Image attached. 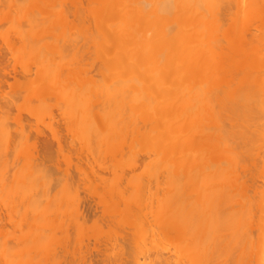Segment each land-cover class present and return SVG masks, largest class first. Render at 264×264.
Here are the masks:
<instances>
[{
  "label": "bare ground",
  "instance_id": "1",
  "mask_svg": "<svg viewBox=\"0 0 264 264\" xmlns=\"http://www.w3.org/2000/svg\"><path fill=\"white\" fill-rule=\"evenodd\" d=\"M2 1H4V0H2ZM2 1L0 0L1 3H3ZM8 1H12V3L9 2V4H10V6H14V7H11V9L13 8L14 11H12L10 9L13 13L15 11H17V9H16L17 3L22 2V1H18L14 5L13 4L14 0H8ZM31 1L35 3V0H29L30 6H32L34 4L33 3L31 5L30 4ZM44 1L45 0H43V1L41 0V2H40V0H39V2H38V0H37V2L34 5H36L38 3H42V5H43ZM53 1L54 0L47 1V3H45V6H43L42 8L40 7V5H41L40 4L39 7H40V9H42L41 12L44 13L43 11H45L47 13V15H54V13L52 11H50L51 9H49L47 11L44 9V7L46 8V4H48V2L52 6L55 3V1L54 2ZM63 1L65 2V0H63ZM66 1H67V3H65V4L67 6H68V2H69L68 7H71V8L76 7L77 8V5H78V7L81 6V11L85 9L83 12H79L80 10L74 9L75 12H74L73 16L77 14L76 13L77 10L79 13H82V14L84 13L83 19H82V17L79 18L80 15L82 16V14H80V15L77 14V16L79 18V20L77 19L78 22L80 21V19H81V21L83 20L82 22L80 21L81 25H79L76 22V20L74 22V23H76V26H78L79 28L76 27L74 23H72L74 21L75 17H77V16H75V17L72 16L73 21L70 19L72 22L66 20V19H69L66 17L70 15V12H68L66 10L67 6L65 7V12H64V7L61 5L59 6V3L58 4L56 3L57 6H59L61 8L63 7V10L61 8H58V9H61L60 14L59 13L58 14L55 13V14L60 15L62 17L58 16L57 20H56V16L54 15L55 19H51V21H49L50 23H47L48 25H44V23L46 22L44 17L42 18L43 20L39 18L38 12L40 11V9L36 8V7H38V5L35 6L34 9H32V11L27 10V8L24 10V8L22 6L20 8L22 11L23 10L25 11L24 12L25 14L26 13L31 14L30 12H32L31 15H33V11H35V10L37 11V12H34V13H37V18H35L36 16H32V18L29 17L30 19H32V22L35 21V19H37L36 21H38V18L41 22L45 21L44 23H42V25H44V27L42 26L43 27L42 31H43L44 35L42 32H40L41 29H38L36 31L34 30V33H33L34 35L37 33H38V35L42 33L40 36L35 35L36 36V39H35V36L31 33L33 31H32V29L29 28V25H28V29H29L30 33L28 31L27 33L25 32L22 34L24 36H26V35L28 36V33H29V35L32 34L34 37L31 36V38H30V36H28L29 38H26L27 37L26 36L25 39H27V44H26V42L21 43V44L18 43L19 40L21 41L22 36H23V35L21 36L19 34L22 31L24 32V30H25L24 28H22L23 29L22 31L18 30L19 33H17V34L19 36H16L17 34L14 36V33H16L15 30H13V32L15 31L13 33V36H12V32L11 33L9 32V37L11 35L12 40L6 39V38H9L8 34L6 35V33L4 34L5 39L3 38V35L2 36L0 35V38L2 37L5 41L7 40V42L9 41L10 43H12V46H11L9 43L7 44V42L1 40V42L6 43L10 47H12V48L15 47V49H16V46H17L19 49V46H22V44H23V46H24V47L22 46L23 49L28 48L27 50H29L26 52L25 51L26 49H25L24 50L25 52L24 51L22 52L21 50H23V49H22V47H20L21 50H19V51H21V52L19 53V55L21 57L18 55L19 59H17L16 56H14V57L11 56L12 57L11 60H13V58H15V60L17 59V61L13 60L14 62H16V64H19V63H17L19 60H20V63H22L21 61L24 58L25 60L23 59L24 62L22 64L26 65V66L22 67V65L19 64L20 67L23 68V69H21V71L22 70L23 71L22 72L19 71V73H18L17 69H16V71L13 70L16 67L18 68L19 65L14 67L12 69L13 74L15 76H18L14 72H17L18 74L22 73V75L26 74L25 72H27V75H33L35 78L38 77L37 78L38 81L33 76L32 77L34 79L30 76L31 80H29V79L25 78V75H24V79H27L29 81V83H27L26 81L24 82L23 79L20 81L19 77H18L19 79H17L15 76L12 77L13 79H15L17 81V83H16V81H14L15 83L14 82L13 83H14V85L15 84L16 85L14 87H12V84H9V85H11L10 87H12V88H15V87L18 88L19 87L18 88L19 90L17 88L16 89L18 91H20V89H21V92L23 89L27 92L29 91L30 93H28V96L30 98L32 97L31 101L34 100L32 103L30 101V98L27 97L26 94H25V96L23 94L24 99H25V97H27L29 99V100L25 99V102H24L23 97H22L23 100L22 99L20 100L21 96L17 92V94H15L16 96L15 97L12 96L11 99L14 100L15 98L16 99L19 98L20 102H23V103L27 102L28 105L29 104L30 105L28 107L27 103L25 104L27 106H25L21 103L17 104L19 102L16 101V99H15V101L12 102L13 104L17 102L16 103L17 106H15V107L18 108V105H20V107H19L20 113L27 110L26 113H28V114H26V113L23 114L25 116L26 115L29 116L30 112H32L33 113V114L31 113L33 115L32 119L36 120L37 122H39L40 119H42L40 122L46 123L47 121L44 120V122H43V119H46L49 116L47 118V119H49V122H47L48 124L46 123V125H45L46 130H48L47 129L49 127L48 125L52 122V120L55 122V125L57 123L55 120L56 117L54 116L55 114L51 113V112H53V110L50 111V113L48 111V110H51L53 105H54L53 109L56 107V110H54V112H56V113L58 112L57 113L58 115L60 113L62 114V116H60V117H61V119H65L64 120L65 125L67 126V129H69L66 132V136H67V133L69 135L70 128L71 127L73 128V130L71 129V132L74 131V133H71V134H73V136H71V138L70 137L67 138L69 141L73 142V145L70 147H72V148H73V146L75 147V144L73 141L74 138H77V141L81 144L86 143V145H84V144L81 145L82 147L79 146L80 149L78 151L81 154L78 151H76L77 155L79 153V155L81 157L83 156L81 159L79 157V155L76 157L75 154H74L75 156H70L71 154L68 156V154L66 152H65L66 156H64L65 153L59 154V153H61L59 150H61V151L64 149L67 150L68 147H65V146H67V145H65L64 146L65 148L62 149L63 147L59 146V145H62L63 142H62V144H60L59 142L57 144V142H56L58 150H56L55 154L62 155V159L58 158L59 155H58V157H55V158L60 159L63 163L68 162V164H66V163H65L66 165L63 164L65 166H63L64 168H62V166H61L62 163L60 165V160H59V164L56 160L57 164L60 166L57 167V165L54 164V165H56L57 168H56V170L51 172L52 170L51 169L48 170V168L54 169L53 166H51V165L55 162V160L53 159V156H50V155L54 154L53 152H55V151H53L54 150L53 146L51 145L52 146L51 150H49L50 148H46L47 146L46 147L44 146L46 148V150H45L46 154H45V151H42V152L40 151L41 148H40V150L38 149L41 152V153H39L37 150V147L36 148L34 147L37 145L36 142H35L36 145L34 143H32V144L30 143L32 147L30 146V144L27 147V142H25L24 140L27 139L29 141L28 138H30V139H31V137L33 138V136L28 135V137H25L26 139L24 138V140H23V142H25L24 143V147H25L24 149L22 147L23 144L22 145L20 144V146H21L20 152H23V153H19L20 149L16 150V151H18V152H16L12 148V146L14 144V143H12V141H16V139L14 140L12 138L20 139L17 141H21L23 139L22 137H21L22 138L21 139L20 137L17 136V134H19V133L16 134L14 132L17 131V129H18V131H20V129L21 128L23 129V127L27 130V128L25 127L26 125L24 124L25 120L22 119L23 116H21V114L19 115V113H17L19 116L17 115L15 117H13L11 115V117L14 118L12 121H14L15 124H12L13 122L10 123L7 121L8 125L9 124L12 125V127L9 125L10 128L14 129L13 125H17V123L21 127L19 129V128H17L18 127L17 126L16 127L17 129H15L14 132L12 131L13 133H11V130H9L11 134H9L10 139L8 141V139H6L7 137L4 138V132L6 131L5 129L7 128L5 125L6 120H5V124H3L4 123V121L2 123L3 118H1L2 120H1L0 125H4L6 128L0 126V145L1 144L3 145L4 143L7 144L8 142H11V143H8L9 145L7 144L6 148H3V146H1V148H0V260L2 262H4V264L6 262H7V264H10V263L15 264L14 261L16 260V258H17V260H19V261H15L16 264H21V263H23V264H39V263L40 264H43V263L48 264L51 261L54 264H56V263L57 264H65V262H64L65 258L64 257L70 255L71 260H73L74 258H76V259L78 258L79 260H82V263H84L83 259L85 258V256H84L85 253H83V251H85V252L87 251V253L91 252L90 250H92V249L95 250V252L100 251L101 249L102 250L106 249V251H108V249L112 245L117 246V245L121 244L123 246L125 245L126 248H124L123 246H120L122 249L119 248V251L122 250V252L124 253V250L126 249V251H127V249H128L129 256H128L127 252H125L124 254H127L126 257L128 256L126 259L133 261V262L132 261H130V262H132L134 264H145L144 261H146V260L144 259V257H145L144 255L147 252H144L143 246L148 245L147 247H149V248L146 247L145 251L149 252V250H150L149 255L151 257L155 253L156 254L153 257H156V255L158 257L155 259L153 258V260L152 259H150V260L153 261V264H159V261H156V260H159L160 253L165 251L167 254L168 250H169L168 248H170V247H167L168 245L164 246L160 240L156 239L155 234L153 235L152 232L154 230H156V228H157V230H156L157 235L158 234L160 235L161 233L162 234L160 235V237L162 235H165V236L161 237L164 240L163 242L166 243L165 240H167L168 241L167 244L170 245L172 243L173 246L172 245H170V246L173 247V249H176V251L169 250V253H168L169 256H166V254H164L165 252L162 253V259L160 258V260L162 262L160 264H168V262L174 263V260H175L174 264H180V263L183 264L184 262H186V264H220L219 261H221V260L222 261L224 260L225 263H223V264H264V156H261V157L259 156L261 153V150H264V148H263L264 143H262V141L264 142V137H263L264 136V134H263L264 130H262V126L264 128V125H263L264 124V121H263L264 118L262 120V117H264V113H263L264 112V100H263L264 99V0H111V4H109V6L110 5H113L114 7L116 6L115 11L117 12V14L115 11H113L111 9L113 6H110V9L113 11V12L112 11L111 12L114 15H112L110 12V9H108L109 8L107 6L108 4L104 3V2L108 3L110 0H104V2L102 1L103 2L102 4L100 3L102 7H104V4H105V7L107 6L106 8H102V9H101V6L100 5L98 6V3H96L97 0H96V2L94 0L95 3L92 2L93 0L92 1L88 0L89 2H87V3L84 2V4H86V5H88V3H91V5L95 4V6H96V4H97L98 10L96 9V12H97L96 15H98V16H99L98 13H100L98 11L102 12L103 10L106 9V11L110 12V13H108L105 11L104 13H108L107 15L104 14V15H106V17L104 18L103 17L104 15H102L103 18L102 17L100 18V20L101 19L104 20V21H102L104 23L107 20H109L110 18L112 19L110 21L113 23L107 21V23H109V24H107V25L105 24V26L103 25L104 27H102L100 25L103 23L99 24L100 20H98L99 18L98 19L96 18L98 16H96L91 10L90 11H91L92 16H90V18H89V15H87L88 13H90V12H88L89 8H87L86 6L84 7V5L82 6V4H83L82 0H81L82 1L81 4H80V0H78V3H77V0H74L76 3H74L73 0H69V1L66 0ZM84 1H87V0H84ZM99 1L101 2V0H98V2ZM26 2H27V0H26ZM56 2H58V1L56 0ZM59 2H60V0H59ZM71 3H72V5H71ZM11 4H13V5H11ZM65 4H64V6H65ZM3 5H1V6H3ZM21 5H22V3H21ZM91 5H88V6H91ZM125 5H126V7H125ZM10 6H9V8H10ZM18 6H20V5H18ZM47 6H49V5H47ZM57 6L55 5V7H57ZM95 6H94V8L97 7V6L96 7ZM52 7H54V6H52ZM52 7H50V8H52ZM114 7H113V9H114ZM117 7H118V9H117ZM120 7H122L123 9H120ZM31 8H33V7H31ZM4 9H2V10L4 11ZM28 9H29V7H28ZM58 9L55 8L56 11H58ZM8 10L9 9L4 11L5 13L3 11L2 12L0 11V14L3 15L2 17H0V19H1V21H4V22H0V26L3 23H9V20L11 22V20L13 19V17H12L13 13L9 12ZM53 10H54V8H53ZM119 10H120V12H119ZM71 11H73V10H71ZM85 11H87V12H85ZM6 12L8 14L10 13L9 16L11 15L10 16L11 19L8 17V15H7L8 18L6 19V17L4 16L7 14ZM63 12H64V14H66L68 12L67 16L64 15ZM118 13L120 14L119 16H118ZM21 14H22V12L20 13V15ZM25 14H24V16H25ZM110 14L113 17H111ZM14 15H16V14L14 13ZM20 15L18 18H23V19L25 18V21L29 20V19L26 20L27 15L25 17L23 15H22V17H20ZM45 15L46 14L44 13V16ZM85 15H87L88 17ZM108 15L110 18L107 17ZM17 16H18V14H17ZM17 16H15V18ZM41 16H43V15H41ZM64 16H66V17H64ZM93 16L94 17L96 16L95 19ZM115 16H118L119 18L117 17V19H115L116 18ZM120 16H121V18H120ZM33 17L35 19H33ZM48 17L50 19V17H52V16H48ZM86 17L92 21L86 19ZM91 17H93V19L95 20L94 22H93V19H91ZM122 17H123V19H122ZM62 18H63L64 23H63V21H61ZM3 19H6V20H3ZM49 19H47V21ZM118 19H122L121 23L120 22L118 23V21H117ZM53 20L55 21V23ZM113 20H116L115 21L116 24L114 23ZM66 21H67V23H66ZM84 21L85 22L87 21V23L89 24L91 29L95 28L96 30L93 29L92 31L97 32V34H95L94 32L92 33V31L88 32L87 31V29H88L87 25L88 24L87 23L85 24ZM60 22H62V23H60ZM92 22L93 23L97 22V25L93 24ZM17 23L18 22H16V24ZM51 24H53L54 26ZM70 24H72V25H70ZM82 24H84V25H82ZM90 24L91 25L93 24L92 25L93 28L91 27ZM98 24L100 25V27L98 26ZM5 25H6V28H7V26H9V24H5ZM67 25H69L73 29L75 28L74 30H76V29L79 30L80 31L79 35H82L85 38V40H87L86 38L88 36H90V38H91V35L93 37H95L93 34H95L98 37L101 36L100 38L95 37V39L92 37L90 39V42H89V43H91V44H89V47H88V49L90 50L89 52H91V50L94 51V52L93 51L91 52L93 54H91V53H89V54L91 57L93 55H95L94 56L95 59L93 58L94 61L91 60L92 59L91 57H89L88 55H87L88 56L87 57L85 55V54H87L86 51H88V49H86L87 44L85 43V46H86L85 47L84 43L82 45L81 44L82 42L81 43L76 42L79 39L78 37H80L79 35L75 36L76 40L71 35H69L70 36L69 37L68 33H67V35H65L66 37L68 36L69 39L74 38L75 43H74V40L72 41V39H70V42H69L68 37L66 38L64 36L62 31L66 30L65 28H67ZM94 25H95V27H94ZM12 26L13 27H11V28L15 29L14 28L15 25H12ZM47 26L49 27L50 31L48 30V31L44 32V29L45 30H46V28L48 29ZM55 26H56V28H61L62 34L61 33L56 34L57 32L60 31V29H58L59 31H57ZM80 26L81 27L84 26V28L86 26V28L81 29ZM21 27H23V26H21ZM63 27H65V28H63ZM4 28L0 27V29H3V30H4ZM72 28H67V30L70 29L69 34H71V32L73 33L74 30ZM99 28H101L100 29L101 31L97 30ZM28 29H26V31ZM51 29L57 31V32H55V35L52 33L54 31L53 30L51 31ZM9 30L11 31L10 27H9ZM16 30H17V28H16ZM84 30H85V32H84ZM99 31L103 32V33L100 34ZM6 32H7V29H6ZM87 32H88V34H87ZM64 33H66V32L64 31ZM42 35H43V37L46 35H52V37L55 41L58 42V40H60L63 43H61V42L58 43V44L61 43V46L58 44H53L54 40L52 39V42H50L48 44V42L51 41L50 40L51 36L50 37L47 36L46 37L47 41L42 40V42L46 41L43 44H39V45H35V43L32 44V45H34V48H35V46H36V48L38 47L37 49L35 48L37 51L34 50L35 51L34 52L31 48L32 45L30 46L31 43H29L28 41L30 40L33 43V41L38 40V43H39L38 37H41ZM58 35H62V36H58ZM14 37H18L19 40L16 38L18 41L17 40H16L17 42L14 41V39H15ZM60 37H62V38H60ZM64 38L66 41H64ZM84 38L80 37V39L78 41H81V39L83 41ZM25 39L23 38L21 42H23ZM43 39H45V37ZM93 39H94V41H91ZM97 39H100L99 40L100 42H98V44L96 43ZM57 42H54V43H57ZM66 42H68V43H66ZM4 43H2V44H4ZM17 43H18V45H15ZM45 43H47V44H45ZM76 43L78 45H80L79 50L81 49L80 51H81V54H83V56H84L83 57V59H85L84 61L86 62L87 58L88 59L91 58L90 59L92 61L91 64L89 63V61H87L86 63L83 62V59H81V61H78V62H82L83 65H86L88 63L87 66H85V67L81 63L80 64L77 63L78 66L76 64H75L76 65L75 66L73 64L74 61L72 63L73 65L70 64L71 61L76 58L77 54H78L77 59L80 58V56H79L80 51L77 49L78 47H75L77 49V52L73 51L74 46L77 45ZM87 43H88V40H87ZM62 44H64V45L66 44L65 46L63 45L64 47H66L65 49L62 47ZM7 45H5L6 48H7ZM25 45H28L29 47L28 46L25 47ZM44 45H46V47H49V48H52V46H54L56 48L55 49L56 51L53 49L54 51L52 50L49 53L50 55L52 54L53 57L51 56L48 59L47 57H49L50 55L48 54V56H47L46 53L44 55H43V53H41V55H42V57H41L40 50H41V48H43L42 50H44L46 48ZM5 46H3V47H5ZM12 48L8 47L7 49H8V51L9 50L15 51V49L14 48L12 49ZM60 48H61L62 52H63V50L68 51L67 52L68 55L67 56L62 55ZM76 49H74V50H76ZM82 49H83V51H85V49H86L85 53H82ZM38 51H39V53H38ZM70 51H72L74 54ZM32 52H34V53H32ZM55 52H57V53H55ZM69 52L73 55L71 57L72 60L70 59L71 60L70 63L67 61L68 57L70 55ZM59 53H61V55ZM75 53H76V55H75ZM29 54H30V56H28ZM31 54H33V55H31ZM63 54H64V52H63ZM45 55H46V58L48 59L47 61L45 60V63H47L46 70L48 72L44 71L45 70V63H44L43 57ZM58 55H59V57H58ZM65 55H66V53H65ZM74 55H75V58H73ZM56 56L58 59L56 58ZM39 57H41L40 63H42V64L44 63V65L39 63V61H40ZM0 58L2 59V57H0ZM33 59L35 62L37 61L36 65L34 64V66L36 68V69L35 68L34 69H35V71L36 70L37 71L36 72L34 71V72L37 75H39V73H41V75H43V76L48 75L47 79H45V76L44 77L41 75L37 76L36 74L34 75L31 73L32 71H30V67H32V66H30V64L33 65V63H34ZM1 61H0V66L2 63ZM29 61H32V63H30ZM235 62H238V65H234L232 67L231 65ZM26 63L29 64V67H28V64H26ZM94 63H95V65H97L96 63H99V64L97 65L98 68H97V66L93 67L94 70L92 71L93 72L92 73L91 72L92 69L89 71L88 68H91L90 66H95V65H92ZM16 64H13V65L15 66ZM229 66H231V67H229ZM75 67H77L78 69L82 67L81 69H79V70L83 69L82 70L83 72L81 71L82 74H84V72H85V75H86V72L87 73L91 72L90 73L91 76H90V74H87V75H89V77H91V78L96 77L98 79L101 77V79H99V80H102V81H99V80H96L95 78H93L94 80H92V83H91V79H89V77H81L80 76L81 73L79 72V70L77 68L75 69ZM86 67H88V68L86 69ZM228 67L234 68V69H235V67L236 68L240 67L241 69H236L237 71L236 70L234 71V69L233 70L230 69L231 71L227 70V72H226L225 70L229 69ZM85 69L88 71H86ZM95 69L98 71L99 77L96 76L97 73H95L96 75L94 74V72H96ZM24 70H25V72H24ZM76 70H78V72ZM222 70H224L225 72H222ZM240 70H242V72ZM228 71H230V72L234 71V72L231 74ZM238 71H240V73ZM23 72H24V74H23ZM74 72L75 73L77 72V73L75 74ZM235 72H237V74ZM234 73H235V75H234ZM72 74H74V76ZM92 74H94V75H92ZM71 76H72L73 80H72ZM76 76H79L81 79H78L79 77L76 78ZM207 76H209V77H207ZM39 78L41 81L39 80ZM70 78H71V80H70ZM85 79H86L87 83L84 81ZM204 79H208V80H204ZM33 80H34V82H33ZM75 80H78V81H75ZM87 80L90 81V83ZM95 80H96V82L97 81L99 82V84H100L99 87H97L98 83H96L97 85L94 84ZM18 81L24 82L23 88H22L23 83H22V85H18L19 84ZM72 81H73V83L75 82V84L77 85V87H79V89L80 88L82 89L81 85L86 86L88 83L92 86L90 88V91L88 90L90 85L88 86V89L84 86H83V90L80 89V99L81 98L83 99V96H84L83 95L81 97V95L83 94V93H81V91H83L85 94L86 91L88 90V92L95 94V97H93L92 94H90L94 98V100L92 97H90V96L89 97L94 101L93 102L94 109L96 110L98 108L97 112L91 108L92 107L91 102L89 104V102H86V99H84L85 101H83L84 103L86 102V104H84V106L87 104H89L91 106V107L85 106L84 110L82 109V112H84V111L86 112V114H85L86 117L83 115H82L83 117H81V115L79 116L81 119L85 117L84 119L86 120V122L84 119H82V121L81 120L79 121L77 111L73 112V108L74 109L76 108L78 110V112L81 111V108L83 107V105L81 107H80L79 103L76 105V102L78 101V98H76V97L75 98L77 100L75 99L76 101L75 102L73 101L75 104L73 102H71V100L73 99L71 97V94L76 95L73 92L74 91L76 93L79 92V89L76 87L74 88L73 86H72V89L74 88L73 91L68 92V90H70L69 88H71L70 85H72ZM81 81H82V84H81ZM199 81L200 82L204 81L202 83L204 84L203 88L206 87V89L204 88L205 91H203V89H201L202 87H200V85L202 86L203 84L202 83L200 84ZM32 82L34 84L36 82L37 87H35L36 85L32 84ZM38 82H40L39 83L40 86H39ZM5 83L8 84V82H5ZM25 83H27L26 84L27 86L25 85ZM1 84H2V81L0 80V87L3 86ZM29 84L31 86L33 85L34 87H31ZM205 84L208 86H209V84H212V86L208 87V86H205ZM197 85H199V87ZM20 86H21V88H20ZM95 86L98 88V89L96 88L97 91L94 90V88H93ZM27 87H28V89H27ZM12 88L10 89L12 91V94L10 93V95H13V93H14L13 92L14 89L12 90ZM84 88H86L87 90L84 91ZM92 88H93V90H91ZM29 89L30 90L35 89L37 91L35 92V90H34V91H32L33 92L32 93ZM76 89H77V91H76ZM198 89H200V90H198ZM199 91H201V92H199ZM24 92H22V93H24ZM202 93H205L207 95L212 94L210 96V98L213 95L215 96V98L214 99L211 98L212 100H209V101H211V102H209L208 101L209 97L206 96L205 94H202ZM33 94L36 96L35 99H34ZM17 95L20 97H18ZM78 95H79V93H78ZM201 95H203V96H201ZM0 97H1V95H0ZM8 97H6V98L8 99ZM84 97H86V94ZM89 97H87L88 100H89ZM204 97H206V98L208 97V98L206 99ZM1 98H0V116L3 115L4 119H6L5 118V116L7 117L6 114H8V113L10 114L11 112H8L7 111L8 109L7 110L3 109L4 105L6 106L5 108H7L8 104H4L5 99L4 98L1 99ZM11 99H8V100H11ZM1 100H2V102H1ZM255 100L256 101L259 100L258 103L261 102L260 106ZM206 101L208 103H206ZM69 102H71V104H69ZM79 102L81 103V100ZM83 102H82V104H83ZM256 103L259 106V107L257 106L258 108L262 107V108H260V110L263 111L262 112L263 115H262V113H261V115H258V113L255 112L256 111V105H255ZM31 105H33V106H31ZM48 105L51 106V108H47ZM55 105H57V106H55ZM60 105H62V106H60ZM70 105H72V107ZM75 105H76V107H75ZM23 106H25V108H26V109L23 108L24 111L21 108ZM78 106L80 109L78 108ZM8 107L11 108L10 104L8 105ZM30 107H32V109ZM41 107L42 108L45 107V109L47 108V111L45 110L43 112L44 109L42 110ZM60 107H61V109H60ZM86 107H87V109H86ZM17 108H14V109L18 111ZM28 108H30V109L28 110ZM57 108L60 109L59 110L60 112L57 111ZM67 108H70L72 110L68 109L70 111L69 112L67 110ZM89 108H91L93 112ZM126 108H128V109H126ZM252 108L255 109L253 112H255L260 117L262 116L261 119H260V117L258 119L256 118L257 119L256 123H254V120L256 121V119H254V117L251 118V121H250V119L247 120L249 117H251L253 115L255 116V114H253V113L250 114L251 116H248V117L246 116L247 114H249V112H251L253 110ZM258 108H257V110H258L257 112H259V114H260L261 111H259ZM12 109L13 108H11V110ZM124 109H126L127 112L124 111ZM2 110H5V112H7V113L3 112V114H1ZM89 110L91 111L92 114H94L93 116H90L91 113ZM40 111H41V113H40ZM42 112H43V114H42ZM46 112H48V113H46ZM44 113L47 114L46 118H42V117H44L43 115H45ZM74 113H76V115ZM231 113H232V115H231ZM31 114H30V116L32 117ZM73 114L75 117L77 116L76 119L73 116ZM87 114L89 117L87 116ZM239 115L244 116V118L242 119V122H241V120L239 122V119L242 118ZM20 116H21L22 120H20V118H17V120L15 119L16 117H20ZM30 116H29V118H31ZM70 116H72V117H70ZM235 116H237V118H239L238 121L236 119L237 122H235ZM37 117H40V118H37ZM60 117H58V120H61V119H59ZM130 117H132V119H130ZM36 118L39 120H37ZM136 118L137 119L139 118V122L138 121L136 122V120H135ZM26 119H28V118H26ZM71 119H73L74 121L76 120V122L72 121ZM128 119L133 120L134 122L130 121ZM252 119H253V125L257 124L256 125L257 126V128H256L257 133H260L257 135V138L258 139L260 138L261 140L263 139L262 141L260 139L255 140L256 138H252V139L249 138L247 140V138H248L247 135H249V137H250V133L245 136L246 133H248L252 130H255L254 132L252 131L253 133L256 132L255 126L251 125L252 123H250V122H252ZM10 120L11 119H9V121ZM19 120L23 121V123L20 124ZM29 120H26V122ZM246 120L248 121V123H246L247 122ZM259 120H262V122ZM36 121H35V123H36ZM64 121H63V123H64ZM126 121H130L132 123V126H133L132 128H128L129 131H127V132H126V129H127V127H131V124H130V122H126ZM32 123H33V121H32ZM70 123L71 124L74 123V124L71 125ZM127 123H129V126H127L128 125ZM241 123H243V124H241ZM244 123H246V124H244ZM23 124H24V126H22ZM30 124L31 123H29L28 125H30ZM53 124L54 123L52 122V125ZM67 124H69L70 128L68 127ZM76 124H78V125H76ZM247 124L249 126H253L254 128L249 127L250 129L248 128V130H250V131H248L246 128V126H248ZM258 124L260 126L262 124L261 129H259ZM28 125H27V127L29 128L31 125L30 126H28ZM37 125H40L42 127L41 123H37ZM37 125L36 124L34 125L35 126L34 128H36L35 130H33L34 128L32 129L33 126L29 130L32 129L31 131H34L35 133L40 134V131H39V128H37ZM136 125L140 126V127L139 126L136 127L137 130L134 127ZM76 126H77V129H76ZM90 126L93 129V131L91 129V131L93 133L90 130H88L91 128ZM242 126L243 127L245 126V130L242 131V133L245 131H248L245 134L241 133V130L244 129V128H242ZM53 127H50V129ZM78 127L80 128L81 131L80 130L78 131V129H79ZM86 127L88 129H86ZM8 128H7V131H8ZM63 128H64L63 130L66 129L65 126ZM134 128H135V133L134 134L130 133L131 130H132L131 132H134ZM50 129L48 131L53 133V131H51ZM258 129L260 131L261 130L262 131L260 132ZM36 130H37V132H36ZM53 130L55 131V129H53ZM23 131H25V130H23ZM57 131H55V133ZM88 131H89V133H88ZM34 132H32V133L35 134ZM79 132L82 134L81 136L79 135L80 137L78 136V134H80ZM90 132L92 133L91 137H89ZM24 133H28V131L23 132V136H24ZM43 133L44 132L41 133V136ZM55 133L51 134L52 139H53V135H54V137H56ZM61 133L59 134L60 136L58 135L60 138L62 136ZM127 133H130V134H127ZM12 134H15V136H17V137H15L14 135L11 136ZM63 134H65V133H63ZM94 134L96 135V137ZM6 135H8V134H6ZM74 135L75 136L77 135V137H75ZM97 136L98 137L100 136V137L98 138ZM254 136L256 137V133H255V135L253 134V137ZM34 137H35V135H34ZM38 137H40V136H38ZM62 137L65 138L64 135ZM81 137L82 138L86 137V138L81 139ZM93 137H95V139H97L96 142H98V144L94 143L95 140L92 139ZM79 138H80V140H78ZM88 138H90V145L92 146L93 144H95L96 146L93 145V148L89 147L88 146L89 145V141H88L89 139ZM70 139H72V140H70ZM250 139H251V142L255 140L253 142V145L250 144L251 143ZM33 140L37 141V139H32L31 141H33ZM45 140H47V139H44L43 143H41V144H44ZM49 140H50V138H49ZM55 140H53V141H55ZM65 140H63V141H65ZM68 140H66L67 144L69 143ZM91 140L93 141L92 144H91ZM245 140L250 142V143H248L249 144L248 146H250V147L253 146L252 149L254 150V151L251 150L252 152H250L249 150L251 148L249 147V149H248L247 148L248 146H247L246 147L248 150L247 152L249 153V154L247 153V155L244 152V150H245L244 145L246 146V143H247V142L244 143ZM56 141H58V139ZM81 141H83V142H81ZM49 142H52V141L50 140ZM38 143H39V141H38ZM243 143H244V145H243ZM10 144H12V146H10ZM17 144H16V146H17ZM33 144H34V146H33ZM69 144L71 145V143H69ZM78 145H80V144H78ZM98 145H99V147H98ZM237 145H238V147H237ZM4 146H5V144H4ZM9 146L11 147L10 148L11 151H15V153H12L10 151ZM16 146L14 144L13 147H16ZM77 146H76V149L75 148H73V149L77 150ZM94 146L97 148V151H94L96 149ZM137 146H139L140 148L137 149L136 148ZM241 146L244 148H241ZM260 146H262V147H260ZM17 148H18V146H17ZM81 148H87V149L89 148L91 150H89V149L88 150L87 149L81 150ZM141 148H142V150H141ZM3 149H5V151ZM26 149H27V151H25ZM28 149H30V151ZM31 149L33 150V152ZM34 149L37 150V152L40 154L39 155L40 157L43 156L41 154H43V152H44V155L46 156V158L52 157L50 160L53 159L54 162L50 163V166H48L49 165V163H48V165H47L48 168H47L46 166H44V164L46 165L47 163H45V162H49V161H47L44 157V159L42 158L44 160V162H41L40 160H42V159H40V157L38 156V153H36L34 151ZM238 149H241V150L244 149V150L241 151ZM70 150H71V148H70ZM84 150L86 153L82 154L81 151H84ZM92 150L95 153H93ZM47 151H50L49 152L50 154H48ZM51 151H52V154H51ZM57 151H58V153H57ZM253 152H255V153H253ZM68 153H71V152H68ZM73 153H74V151H72V154ZM250 153H252L251 156H248V155H250ZM47 154L50 157L47 156ZM256 154H258V155H256ZM262 154L264 155V152ZM84 155H86V157ZM123 155H124V158H125V156H128V158H129L128 159L129 161H127L128 166L125 163V165H122V167H120L118 165H119V163L124 161V159L120 160L121 158H123ZM65 157H67L68 159ZM71 157H72V160L74 157V159L76 161H79L80 163L76 162V164H75V162H73L74 160L70 161ZM87 157L89 158V160H87L88 159ZM108 158H110V161H111L110 164L112 166H116V168L112 167L111 169L109 168V170L107 169V166L110 162V161L107 162ZM63 159H65L66 161ZM115 159H118V161ZM126 159H127V157L125 158V161H126ZM147 159H149V160H147ZM83 160L85 162L86 161L87 162L85 163ZM99 160H102V161L99 162ZM145 160H147V161H145ZM144 161H145V163L146 162L148 163V161H149V163L152 162V164H150L151 166L149 165V163L147 164L150 166V167L148 166L149 169L153 166L155 170L160 169V172L162 170H164L161 173L157 171L160 174H164V177L162 175V177H163L162 180L160 178L157 179V177H154V178L151 177L155 180L148 178V176L150 177L153 175V174H151V175L149 174L151 171L153 173H155L152 170V168L150 169V171L147 169H146L147 171L144 170L145 174H142L141 176L139 175L140 177H142V178H140V180L143 179V181L141 180L142 183L140 180H138L139 178L138 179L136 178V181L138 180L137 183H135L136 182L135 180H132L134 177H136V175L139 173V171L143 170L142 169L143 165L140 166V164H142ZM116 162H119V163L117 164ZM81 163H84V165L82 164V166H86L85 170H87L86 168H88L90 166L87 170L88 172H85L83 167L80 166ZM87 163H89V164L91 163V164L89 165ZM78 164H80V165H78ZM96 164H99V165H96ZM76 165H78L79 167ZM111 165H109V166L111 167ZM68 166L70 168L73 166V168L76 167V169H78V170H74L75 168L71 169V170H74V172L72 174H74L77 171V173H75L76 177L77 176L81 177V174L85 176L87 173V175L90 178H92V181L94 183L89 182V181H91L90 178L88 180H86L88 178V177H86L87 175L85 177L82 176L84 178V180L87 182L86 184H91V183L95 184L97 180H98L97 182H99V180H100L101 183H104V184H101V183L97 184V185H95L94 188H93V186L87 187L83 183L82 184L83 188L85 190H87V192L86 191H83V192H85V194H90L89 196H91V199H89V196H87L88 200H90V202L88 201L89 204H91V200L93 199V197L95 195L94 198L98 199V201H95V202H97V204L100 201H104V202H109V204L112 205V206H110V205L107 206L108 205V203H107L106 204L107 207H104V206L98 204L99 209L102 207V211H101V213H99V215L101 214L100 217L103 220H105L104 217H106V216L110 217L109 216L110 214H111V217H112V215H113V217L114 216L116 217V215L118 216V217H116L117 219H115L113 217H112L113 219H111V217L110 218L107 217L108 220H110V219L112 221L115 220L112 222V224L114 226L110 225V223H111V221H110L108 227H106L107 226L106 221H108L106 219L105 224H104V221L101 222V224L103 223L104 225H106L104 227H106L107 229H104L103 227H101L103 225H100V223L99 224L95 223L96 219L94 220L93 218H92V220H94V226L92 225L93 223L91 225L93 226L94 229L91 226V229H92L91 230L90 226H87L88 225L87 222H89V221H86V220H88V219L91 220V217L84 218V216L89 214V212L86 214V212L82 211L84 209L85 210L87 209V207L84 208V206L87 203L86 201H85L86 203L84 202L85 199H83V202H82L81 198H79V195L82 194V192H79V191H82L83 189L80 187V184L78 181H73L70 179V175H72V174H70V168ZM139 166H140V169H142V170L137 169V168H139ZM144 166H145V164H144ZM118 167H120L121 170H119L120 168L117 169ZM145 167H147V166H145ZM90 168H91V170H90ZM125 168L129 173L125 174L127 171H124L125 173H123V175H122L123 169L125 170ZM102 169H104V170L107 169V171L112 170L110 172L113 174L111 175V173H110V175H109L107 173L110 177L107 175L106 176L107 179L101 180V178L103 176L100 177L99 175L104 172V170H102ZM115 169H117L119 171H116ZM97 170L98 171L101 170L103 172L97 173ZM80 171L84 172L85 174L81 173ZM89 171H90V173H89ZM107 171H105V172H107ZM78 172H79V174L81 173L80 176H79ZM119 172L121 173L122 176H120ZM134 172H137V173H134ZM165 172H166V174H165ZM115 173L116 174L118 173L119 175H116ZM133 173H134V175L135 174L136 175L133 176ZM167 173H168V175H167ZM172 174H173V176H172ZM102 175H104V174H102ZM145 175H147V176H145ZM128 176H130L131 179L128 178ZM94 177L95 178L98 177L97 180ZM114 177H115V179H114ZM144 177H146L145 178L146 180L144 179ZM165 177H166V180L164 179ZM202 177H203V180H200ZM206 179L207 180L209 179V181H206ZM122 180H123V183H122ZM144 180L145 181L149 180V181L145 182ZM160 180L162 181V183ZM108 181L111 182L112 185L107 183ZM72 182H74V184H76V182H78L79 186L77 184V188L80 187V189H82V190L79 189V191H78V189L75 187L76 185L72 184ZM143 182L145 184H143ZM156 182H157V184H156ZM199 182H202V183H199ZM206 182H208V183H206ZM146 183H148V184H146ZM160 183H161V185H159ZM124 184H125V186H127L126 188H125V186H123ZM126 184H128V185H126ZM130 184H132V185H130ZM135 184H136V186H135ZM154 184H155V186H153ZM197 184H199L198 186L200 188L198 186H195ZM101 185H102V187H101ZM147 185L148 186L150 185V187L148 188ZM201 185H203V186H201ZM84 186L88 189H86ZM89 187L93 188L94 190L90 189ZM158 187H160V188H158ZM129 188L131 190H129ZM96 189H98L99 192H98V190L96 191ZM145 189H147L148 194H146ZM150 189H151V191H153L157 194L154 195L155 193L149 191V192L153 193V196L151 197L150 196L151 193L149 194V192H148V190H150ZM160 189L162 191H160ZM88 190L91 193H89ZM128 190L130 191V193L133 190L132 193L136 196L132 195L129 198V196L131 194L130 195L127 194ZM77 191L81 194H78ZM160 192H161V195H160ZM100 193H101V195H100ZM85 194H82V195L84 196ZM97 195H98V197H97ZM108 195H109V197H108ZM158 195H160V197ZM146 196H148V197L150 196L151 199H150V197L147 198ZM100 197H103V198H100ZM144 197L148 200L146 201L145 199H143ZM139 198L142 200L139 201ZM153 198H154V200H153ZM149 199L153 202H151ZM155 199L157 201H155ZM137 200L139 203L137 202ZM161 200H164L163 201L164 204L160 203ZM80 201H81V203H80ZM154 201L156 202V204L154 203ZM158 201H159V203H158ZM176 201L179 203L181 208L183 206L182 209L180 208V206L177 203H176V205L173 204L175 206V208L172 209L174 206L171 205L170 203H173V202L175 203ZM95 202H93V203H95ZM146 202L150 203V205H148V203H146ZM180 202L182 204L183 203L184 204L182 205V204H180ZM190 202H194V204L192 203L194 206H195V204L197 205L198 202H199V205H201L200 203L204 204V205L202 204L203 207L197 205L198 208L201 207V208H199V211L197 212V214L199 213L198 215H196V212H195V211H197L198 208H194L193 205H192L193 206L192 207ZM228 202H230V204ZM82 203L83 204L85 203L84 206H82ZM144 203H146L145 206H147V207H144V205H143ZM97 204H95V206H97V207L94 208V209H96V211L93 210L94 213L97 212V210H99ZM154 204L156 205V207L154 206ZM166 204L167 205L169 204L172 207H169V205L166 207ZM188 204H190L189 208H188ZM235 204H237V205H235ZM80 205H81V207H80ZM162 205H163V207H162ZM177 205H178V207H177ZM207 205H209V208ZM217 205H219V206L221 205V207L219 208V206H217ZM87 206H88V204H87ZM92 206H93V204H92ZM92 206L90 205V209L92 208ZM204 206H207L206 209ZM235 206H237V208H238L237 212L238 213L240 212L241 215H242V211L243 212L245 211L241 207H244V209H246V210L249 207V209H248L249 212H251L253 210L255 212H252V214L250 213L251 215L250 214L248 215V213H247L248 211H247L246 213L248 215V218H246L247 215H246V213H244L245 214L244 217L246 218V220L244 217L243 218L241 217L242 219L240 217H238V218L235 217L236 219H238L237 221L234 220L233 217L238 213L234 212L235 215L234 216L232 215L233 217H230L233 212L230 213L229 216H228L229 213L227 212V216L232 218L233 225H234V223H236V226L234 225V227H232L233 225L229 226V223L230 224H232V223H231V219H229L226 216V211L229 208H233V207L236 210ZM238 206H240L241 209ZM245 206L247 208H245ZM252 206H253V208L256 207L257 211H256V208L252 210L251 209ZM82 207H83V209L81 210L80 208H82ZM157 207H159V208H157ZM161 207H162V210H161ZM176 207L178 209L179 208L181 209V211L178 213V215H179L182 212L180 218H179V216L175 217V215L177 216V214H175V215L173 214L174 210H175L174 213L175 212L177 213V211H178V210H176ZM191 207L193 209H195L194 212L191 209ZM210 207L212 209H210ZM215 207H218V208H216L217 209L216 211H214ZM131 208H132V210H131ZM136 208H138V210H136ZM145 208H146V210H145ZM151 208H154L155 210L151 209ZM167 208H169V209H167ZM159 209H160V211H159ZM171 209H172V211L170 212ZM184 209L187 211L189 210L188 213L186 211H184ZM218 209H219V211H218ZM107 210L109 211L108 213H107ZM152 210H154L153 213H152ZM156 210H158V211H156ZM206 211L207 212L209 211V213L214 212V215L211 214V216H215V218L218 217L220 214V216L221 215L225 216L230 221L227 220L225 217H222V216L221 217L223 220H224V218L227 220L226 223H225L226 220L224 222L220 221L219 220L220 217L218 218V220H217V218L216 219L215 218L210 219V216H207L209 213L207 214ZM228 211L231 212V210H228ZM117 212H118V214L122 213V215L121 216H120V214L118 215ZM128 212H130V213L128 214ZM154 212L156 214L157 213L160 214L161 218L159 216H157L156 214H154ZM164 212L167 215V217H166V215L164 214V218L166 217V220L163 218L162 213H164ZM192 212H193V214L191 215ZM220 212L225 213V215L223 213L221 214ZM84 213H85V215H84ZM104 213H107V214H104ZM138 213H139V215H138ZM215 213H217V214H215ZM124 214H126V217ZM145 214H148V216H146ZM149 214L151 217L149 216ZM153 214L155 216V220H157V221H154V216H152ZM194 214L198 218H196L194 216ZM99 215L95 214L94 217L96 216L98 219V218H100V217H98ZM241 215H239V216H241ZM140 216H143V218ZM192 216H194L197 220L199 219L198 221L201 220V223L198 221H195L196 219L192 220L194 218V217L192 218ZM254 216H257V217L255 218ZM130 217L132 218V220ZM171 217L175 218V220ZM189 217H191V219ZM158 219H160V220H158ZM209 219H210V221H209ZM251 219H252V221H250ZM139 220L141 222L143 220V222L141 223ZM162 220H163V222H160ZM171 220H174V221L172 222ZM211 220H212V222H214L213 220H217L219 223L220 222L221 223L217 225L218 222L216 221L215 223H212V225H210ZM233 220L236 222H234ZM239 220H240V223L242 220V222L245 221L248 224L245 226V224L243 225V223H241V225H243V227L242 226L240 227ZM144 221H146V222H144ZM158 221L160 222L159 223L160 225H161V223L163 225L160 226L157 223ZM192 221L197 222V223L194 222L197 225V227L195 224L192 223ZM204 221H206V222H204ZM255 221H256V223H255ZM154 222L156 223L155 224L156 227L153 226ZM202 222H204V223L202 224ZM209 222H210V224L208 227ZM237 222H238V224H237ZM252 222L254 223L255 226L252 225L253 224ZM89 223H91V221ZM135 223L139 224L140 226L142 225V229L144 228L143 230H141L140 226H138V228L142 231V234L136 233L137 230H135V229H138V228H135V226H136ZM148 223H151V225H148ZM249 223H251V224L249 225ZM187 224H189V225L192 224L194 227L192 225L191 226L194 230L192 228H190V226L187 227ZM198 224L203 225V228L201 225H198ZM8 225H10V226H8ZM6 226H8V227H6ZM115 226L117 228H115ZM121 226H123V227H121ZM146 226L147 227L152 226L154 228L153 230L151 229V227L149 228V230L151 229V231H149V230L148 231L151 232V234L148 233V231H146L147 230ZM164 226H165V228H164ZM247 226H251L252 228L249 229V227H247ZM253 226L255 227V229ZM99 227H101V228H99ZM111 227H112V229L114 228L113 230H115V234L113 233L114 231L110 232ZM124 227H125L126 231H124V229L122 231V228H124ZM210 227L212 229L214 228V230L209 229ZM229 227H231V228H229ZM118 228L121 230H119ZM133 228H135V229H133ZM160 228L161 229L163 228V229L161 230ZM239 228H242V229L239 230ZM9 229L10 230L12 229L14 232L12 230L10 231ZM101 229H102V232H101ZM188 229H190V230H188ZM206 229H208V230H206ZM107 230L110 233H108ZM132 230H134L135 232H131ZM210 230L215 231V232H212L214 234H212L211 232H210L211 233L210 234L209 233ZM230 230L232 231V233ZM8 231H10V232H8ZM96 231H98L99 233ZM144 231H146V232H144ZM133 233H136L137 235H135ZM147 233L151 235V236L149 235L151 237V238L149 237L150 239L148 238ZM206 233H207V235L210 234V236L215 235L214 236L215 238L217 236L219 237L221 235L222 236L221 240H226V238H227V240H226L227 243H228L229 237L234 238L236 243L232 244L230 242L231 246H230V244L229 245L227 244L229 246L228 247V246H226L225 243L224 244L222 243L224 241H221L220 237H219V239L217 237V242L215 241V244H214L211 242L214 240L213 236L207 237L210 241H208L207 238H204L207 236ZM237 233L239 234V236ZM8 234H9V237H8ZM132 234L136 238L133 237ZM143 234H144V236H143ZM254 234H256V237L254 236ZM115 235L119 236L120 240L115 239L114 238V237H116ZM235 235L238 239L242 238L241 239L242 242H240V240H238L235 237ZM131 236L134 238V239L132 238L133 240L131 239ZM154 236H155V238H154ZM189 236H193V239H191ZM138 237H141V238H138ZM247 237H248V240H246V243L248 241L250 244L248 243V245L247 244L245 245V239H247ZM147 238H148L149 242L146 240ZM194 238H195V240H194ZM203 238H204V240H202ZM243 238H244V240H243ZM128 239H130V241ZM206 239H207V241H206ZM123 240L124 241L128 240L127 242L131 245L130 250H129L130 245L127 244V242L123 243ZM137 240H138V242H137ZM176 240H178V241H176ZM197 240L199 243L198 242L196 243ZM230 240L232 241V239H230ZM234 240L232 242H234ZM120 241H121V243H120ZM139 241L141 243H143L144 245L142 244L143 246L139 247L141 244ZM146 241L148 244H146ZM154 241H155V243H154ZM202 241H203V243H204V241H206L207 245L205 246L206 242L203 245ZM218 241H220L223 244V246L225 245L224 247L227 248L228 252L226 251L225 248L222 247L221 243H220V245H218L219 244ZM133 242H135V244ZM150 242H152V245ZM208 242H209V244H208ZM194 243H195V245H192ZM200 243L202 245V246L200 245V248L202 247L201 249L199 248ZM211 243L214 245H212ZM159 244L161 246H163L162 249H161ZM177 244H180V245L178 246ZM210 244L212 247L210 246ZM236 244H239L240 247L236 248ZM128 245H129V247H128ZM157 245L159 246V249L162 250V252H161V250H158V249H157L158 251L156 250L155 247H157ZM116 246L114 248V252L113 251L112 252L117 255V251H115V249H117V247H119V246H117V247ZM192 246H193V248H192ZM220 246L228 254L225 252L224 254L221 253V254H223V255H221L219 252H222L223 250L221 251V249L219 248ZM245 246H249V247H245ZM102 247H104V248H102ZM138 247L140 248L138 250L143 251V252L137 251ZM142 247H143V249H141ZM205 247L206 248L211 247L212 249L211 248L206 249ZM112 248L113 247H111V249ZM132 248H133V250H132ZM57 249H59L60 251H63L64 254L62 252H59L60 254L64 255L63 259H61L62 256L60 257V255L58 254L59 250H57ZM77 249L79 251L81 250L80 251L81 253H79ZM111 249H110V251H111ZM153 249H155V250L153 251ZM218 249H220V250H218ZM9 250H11V251H9ZM39 250H42V251H39ZM47 250L50 251L51 253L48 252ZM71 250H73V252ZM88 250H89V252H88ZM208 250H210V251H208ZM15 251H17V252H15ZM69 251H70V253H69ZM151 251H153L154 254L152 253V255H151ZM170 251H171V253L173 252V254H174L171 256L172 258H173V256H175L177 254L175 252H178V254H180L179 256H181V258L180 257L179 258L182 259V257H183V259H185V260H183V259L180 260V261H183V263L178 261L179 260V258L177 256L178 254L175 257L177 260L174 258V259H172L173 261H168L170 259ZM6 252H8V254ZM13 252H14V254H13ZM24 252L27 255L26 254L24 255ZM29 252H33V253H29ZM77 252L80 256L77 254ZM93 252H91L90 254H93ZM103 252L102 251L100 252V253H102L101 255H103ZM157 252L159 253V255L157 254ZM208 252H210V254H208ZM10 253H11V255L14 256L13 258H12V256H10ZM28 253L30 256L28 255ZM37 253L39 254V257H37V259H35L36 256L38 255ZM6 254L8 255V257H11V259L8 257L6 258ZM40 254L43 256L41 257ZM56 254H57V259L59 261L62 260L64 263H60L61 261L59 262V261H57V259L54 261ZM81 254H82V256H81ZM124 254H121V255H124ZM33 255L35 256L34 259L36 261H39V263H36V261H33V257H34ZM76 255H77V257H76ZM119 255H120V252H119ZM149 255H148V257L146 256L145 258L146 259L151 258V257H149ZM218 255H221V257H218L219 260H218V258H216ZM26 256H27V258H26ZM49 256H50V258H49ZM103 256H104V258L106 257V255H103ZM112 256H113V254H112ZM40 257H41V259H40ZM58 257H60V258H58ZM79 257H81V258H79ZM129 257H130V259H129ZM228 257H230V258L227 259ZM5 258L7 261L5 260ZM51 258H52V260H50ZM88 258H89V256H88ZM123 258H125V257H123ZM13 259H15V260H13ZM66 259H67V257H66ZM86 259H87V256H86ZM45 260H47V262ZM68 260H70V259H67L66 261H68ZM89 260H91V259H89ZM89 260L87 259L86 261H89ZM121 260H122V258H121ZM128 260H126V261H128ZM147 260H148V264H149L150 260L149 259H147ZM229 260H231V261H229ZM70 261H69V263L68 262L67 263L70 264ZM126 261H125V263H126ZM152 261L150 264H152ZM154 261H156V262H154ZM177 261H178V263H177ZM2 262H0V264H2ZM52 262L50 264H53ZM73 262H75V259L73 260ZM115 262H117V260ZM75 263H77V261ZM80 263H81V261L78 264H80ZM95 263H96V260H95ZM88 264H89V262H88Z\"/></svg>",
  "mask_w": 264,
  "mask_h": 264
},
{
  "label": "rangeland",
  "instance_id": "2",
  "mask_svg": "<svg viewBox=\"0 0 264 264\" xmlns=\"http://www.w3.org/2000/svg\"><path fill=\"white\" fill-rule=\"evenodd\" d=\"M1 1H2V0H1ZM18 1H22V2H21L22 5H21V3L18 2ZM24 1H25V2H24ZM42 1H43V0H42ZM45 1H46V0H45ZM45 1H44V4H43V5H42V3H38V4L34 5V4L37 2V0H35V3L31 1L30 4H31V5H32L33 3H34V4H33L32 6H30V5H29V0H27V2H26V0H14V3H13L14 5L18 2V3H17V8H16L17 11L14 12L16 15H14V13L12 12V11H14L13 8L11 9V7H14V6H10V4H9V2L12 3V1L4 0V1H2L3 3L0 2V6L3 5V4L5 3L3 6L0 7V11H1L2 9L5 8L4 11H6L7 9H9L8 11L13 13V16H12L13 19L11 20V22H10V20H9V23H3V24H1L0 27H3V28L5 27V28H4V30H3V29H0V33H1L0 35H1V36L3 35V38H4V34L6 33V35L8 34V37H9V32H10V33L12 32V36H13V33L16 31V33H14V36H15L17 33H19L18 30H19V31H22V30H23L22 28H24V29H25L24 32L22 31V32L19 34V35L22 36V35H23L22 33H25V32L27 33V32L29 31V29H28V25H29V28L32 29V31H33V32H31L32 34L34 33V30L36 31V30H38V29H41L40 32L43 33V31H42L43 29H42V28L44 27V25H48L47 23H50L49 21H51V19H55V16H56V20H57V17L60 16V15H57V14H58V13L60 14V10H61V9L63 10V7H64V12H65V7L67 6V5L65 4V3H67L66 0H65V2H64L63 0H60V2H59V0H57L58 2H56V0H54L55 3L52 5V6H54V7H52L51 4L48 2V4H46V8L44 7V9H45L46 11L49 10V9H51L50 11H52V12L54 13L55 16H54V15H47V13H46L45 11H43V12L46 14V15L44 16V13L41 12L42 9H40V7L42 8L43 6H45V3H47V1H50V0H47L46 2H45ZM54 1H53V2H54ZM61 1H62L63 3H62ZM68 1H69V0H68ZM73 1H74V0H73ZM82 1H83V2H82ZM82 1L80 0V4H81V2H82V3H83L82 6L84 5V7L86 6L87 8H89V11H88V12H90V13L87 14V15H89V18H90V16H92L91 11L96 15V14H97L96 9L98 8L99 5L101 6V4L104 2V0H101V2H100V1L98 2V0H97V2H96V0H95V2L98 3V6H97V4H96V6H97V7H96L95 4H92V5H91V3H88V5H91V6H88V5L84 4V2H86V3L89 2L88 0H87V1L82 0ZM91 1H92V0H91ZM91 1H90V2H91ZM102 1H103V2H102ZM7 2H8V3H7ZM38 2H39V0H38ZM40 2H41V0H40ZM71 2H72V1H71ZM92 2L95 3L94 0H93ZM107 2H108V1H107ZM25 3H26V4H25ZM56 3H57V4L59 3V6L61 5V6H63V7L61 8V7L57 6ZM60 3H61V4H60ZM74 3H76V2L74 1ZM77 3H78V0H77ZM100 3H101V4H100ZM104 3H105V4H108V5H107V6L109 7L108 9H110V6H113V5H110V6H109V4H111V0H110L108 3H106V2H104ZM8 4H9V5H8ZM13 4H11V5H13ZM24 4H25V5H24ZM27 4H28V5H27ZM40 4H41V5H40ZM64 4H65V6H64ZM80 4H79V5H80ZM105 4H104V7L101 6V9L107 7V6L105 7ZM18 5H20V6H18ZM37 5H38V7H36V8H37V9H38V8L40 9V11L38 10V11H39V12H38V13H39L38 16H39L40 19H42V18L44 17V18H45V21H46V22L44 21L45 23H44V22H41V21L39 20V18H38V21H36L37 19H35V18H37V13H34V12H37L36 10L33 11V15H31L32 12H30L31 14H27V13L25 14V13H24V12H25L24 10H25L26 8H27V10L32 11V9H34V7L37 6ZM39 5H40V7H39ZM47 5H49V6H47ZM55 5H56L57 7H55ZM71 5H72V3H71ZM75 5H76V4H75ZM9 6H10V8H9ZM22 6H23V8H24L23 11H22L21 8H20V7H22ZM24 6H25V7H24ZM27 6L29 7V9H28ZM68 6H69V2H68ZM68 6L66 7V10H67L68 12H70V15H71V16H70V15H69L70 17L67 16V13H68V12H67L66 14H64V12H63V14L67 16V17H66V16H64V17L69 18V19H66L67 21H71L73 17L77 16V14H78V15L82 14V13H79V12H83V11L85 10V9H84V10L81 11V6L78 7V5H77V8H76V7H75V8H74V7L71 8V7H68ZM94 6H95L96 8H94ZM122 6H123V5H122ZM15 7H16V6H15ZM31 7H33V8H31ZM50 7H52V8H50ZM84 7H83V8H84ZM113 7H114V6H113ZM113 7H112L111 9H112L113 11H115V7H116V6L114 7V9H113ZM123 7H124V6H123ZM125 7H126V5H125ZM19 8H20V9H19ZM23 8H22V9H23ZM47 8H48V9H47ZM53 8H54V10H55V8H57V9H58V8H61V9H58V11H56V10L54 11ZM69 8H70V9H69ZM83 8H82V9H83ZM10 9H11L12 11H11ZM74 9H75V10L78 9V10H80V11L78 12V10H77V11H76L77 14L73 16V14H74V12H75ZM99 9H100V8H99ZM111 9H110V12L112 11ZM117 9H118V7H117ZM120 9H123V8L120 7ZM125 9H126V8H125ZM20 10H21V11H20ZM71 10H73V11H71ZM90 10H91V11H90ZM97 10H98V9H97ZM2 11H3V10H2ZM2 11H1V12H2ZM4 11H3V12H4ZM19 11H20V12H19ZM50 11H49V12H50ZM94 11H95V12H94ZM105 11H106V9L103 10L102 12H101V11H98V12H100V13H98L99 16L96 15V16H98V17H96V16H95V17H96L97 19L99 18L98 20H100V18L102 17V15H104V14L107 15L108 13H110L109 11H106V12H108V13H104ZM113 11H112V12H113ZM18 12H19V13H18ZM21 12H22V14L20 15ZM61 12H62V11H61ZM85 12H87V11H85ZM112 12H111V14L114 15ZM115 12H116V11H115ZM115 12H114V13H115ZM119 12H120V10H119ZM4 13H5V12H4ZM6 13H7V12H6ZM12 13H11V14H12ZM53 13H52V14H53ZM55 13H57V14H55ZM71 13H72V14H71ZM102 13H103V14H102ZM122 13H123V12H122ZM122 13H121V14H122ZM124 13H125V12H124ZM9 14H10V13H9ZM9 14L7 13L6 15H4V16L6 17V19H7L8 17L11 19V17H10L11 15L9 16ZM17 14H18V16H17ZM24 14H25V16L27 15L26 20L29 19L30 21H29V20L25 21V18H24V19H23V18H18L19 15H20V17H22V15L24 16ZM61 14H62V13H61ZM83 14H84V13H83ZM83 14H82V16L80 15L79 18L82 17V19H83ZM90 14H91V15H90ZM100 14H101V15H100ZM111 14H110V15H111ZM116 14H117V12H116ZM0 15H1V14H0ZM7 15H8V17H7ZM41 15H43V16H41ZM87 15H85V16H87ZM106 15H104L103 17L105 18ZM112 15H111V17H113ZM119 15H120V14L118 13V16H119ZM122 15H123V14H122ZM2 16H3V15H1L0 17H2ZM15 16H17V17L15 18ZM25 16H24V17H25ZM32 16H36L35 18L33 17V19H35V21H33L34 23L32 22V19L29 18V17L32 18ZM40 16H41V17H40ZM48 16H52V17H50V19H49ZM72 16H73V17H72ZM118 16H115V17H116L115 19H117ZM5 17H4V18H5ZM46 17H47V18H46ZM53 17H54V18H53ZM60 17H62V16H60ZM87 17H88V16H87ZM87 17H86V19H88ZM93 17H94V16H93ZM93 17H91V19H93ZM95 17H94V19H95ZM103 17H102V18H103ZM107 17L110 18L109 15H108ZM79 18H78V16H77V17H75L74 21L72 20L73 22H72V21H71V22L74 23L75 20H76V22H77L79 25H81V24H80L81 19H80V21L78 22ZM84 18H85V17H84ZM118 18H119V17H118ZM120 18H121V16H120ZM6 19H3V20H6ZM15 19H16V20H15ZM47 19H49V20L47 21ZM70 19H71V20H70ZM77 19H78V20H77ZM94 19H93V22L95 21ZM122 19H123V17H122ZM122 19H118V20H117L118 23H119V22L121 23V20H122ZM23 20H24V21H23ZM42 20H43V19H42ZM59 20H60V19H59ZM88 20H90V19H88ZM106 20H107V19H106ZM106 20H105V21H106ZM110 20H112V19L110 18V19L107 20V21L111 22ZM7 21H8V20H7ZM53 21H54V20H53ZM61 21H63V18L61 19ZM67 21H66V23H67ZM82 21H83V20H82ZM82 21H81V22H82ZM90 21H92V20H90ZM96 21H97V20H96ZM102 21H104V20L101 19L100 22L98 21L99 24H100V23H103V24H100L102 27H104L105 24H106V25L109 24V23H107V21H106L105 23L102 22ZM113 21H114V23H115L116 20H113ZM124 21H125V20H124ZM0 22H4V21H1V19H0ZM5 22H6V21H5ZM12 22H13V23L15 22V23L13 24ZM16 22H18V23L16 24ZM28 22H29L31 25H30ZM36 22H37V23H36ZM71 22H70V23H71ZM84 22H85V21H84ZM88 22H89V21H88ZM93 22H92V23H93ZM11 23H12V24H11ZM19 23H20V24H19ZM42 23H44V25H42ZM51 23H52V22H51ZM54 23H55V21H54ZM60 23H62V22H60ZM63 23H64V21H63ZM86 23H87V21L85 22V24H86ZM90 23H91V22H90ZM111 23H113V22H111ZM111 23H110V24H111ZM5 24H9V26H7V28H6V25H5ZM21 24H22V25H21ZM74 24H75V26H76V23H74ZM74 24H73V25H74ZM78 24H77V25H78ZM87 24H88V23H87ZM93 24H96V25H97V22H96V23H93ZM93 24H92V25H93ZM99 24H98V26L100 27ZM115 24H116V23H115ZM4 25H5V26H4ZM12 25H15V26H14L15 29L11 28V27H13ZM19 25H20V26H19ZM51 25H53V24H51ZM63 25H64V24H63ZM70 25H72V24H70ZM82 25H84V24H82ZM90 25H91V24H90ZM92 25H91V27L93 28ZM103 25H104V26H103ZM21 26H23V27H21ZM40 26H41V27H40ZM42 26H43V27H42ZM53 26H54V25H53ZM56 26H57V25H56ZM56 26H55V28H56ZM65 26H66V25H65ZM68 26H69V25H67V28H72V27H70V26L68 27ZM98 26H97V27H98ZM9 27H10L11 31L9 30ZM45 27H46V26H45ZM47 27H48V26H47ZM58 27H59V26H58ZM76 27H78V26H76ZM87 27H88V29H87L88 32L92 31L93 29L96 30L95 28L91 29L90 26H89V24L87 25ZM94 27H95V25H94ZM16 28H17V30H16ZM18 28H19V29H18ZM63 28H65V27H63ZM67 28H65L66 30H64L66 33H64V31H62L63 34H64V36L67 35V33H68V36L71 35L72 37L75 38V36H77V35L80 34V33H79V32H80L79 30H77V29L74 30L75 28H74V29L72 28L74 31L72 30L73 33L71 32V34H69V30H70V29L67 30ZM78 28H79V27H78ZM80 28L82 29V28H84V26H83V27L80 26ZM85 28H86V26H85ZM85 28H84V29H85ZM6 29H7V32H8V33L6 32ZM20 29H21V30H20ZM26 29H28V30L26 31ZM58 29H60V31H59ZM100 29H101V28H99V29H97V30H100ZM13 30H15V31L13 32ZM48 30H49V27H48V29L46 28V30L44 29V32H45V31H48ZM52 30H53V29H51V31H52ZM56 30L59 31V32H57ZM56 30H53L54 32H52L54 35H55V32H57L56 34L61 33V28H56ZM2 31H3V32H2ZM49 31H50V30H49ZM76 31H77V32H76ZM100 31H101V30H100ZM100 31H99V32H100ZM37 32H38V31H37ZM84 32H85V30H84ZM84 32H83V33H84ZM88 32H87V34H88ZM93 32H94V31H92V33H93ZM29 33H30V31H29ZM29 33H28V36H30V38H31V36H33L34 34H33V35H32V34L29 35ZM42 33H41V34H42ZM81 33H82V32H81ZM94 33L97 34V32H94ZM101 33H103V32H100V34H101ZM41 34L38 35V33H37V34H35V35L40 36ZM61 34H62V33H61ZM75 34H76V35H75ZM85 34H86V33H85ZM85 34H84V35H85ZM95 34H93V35H94L96 38H100V37H101V36L98 37V36H96ZM19 35L17 34L16 36H19ZM25 35H26V34H25ZM35 35H34V36H35ZM43 35H44V33H43ZM43 35H42L41 37H38V36H37L38 39H39V43H38V40H35V41H33V43H32V41H30V40L28 39V40H29L28 42L31 43L30 46H31L32 44H34V43H35V45L43 44L44 42L47 41V39H46L47 36H48V37H50V36L52 37V35H46V36H44L45 39H43V38H44ZM73 35H74V36H73ZM12 36L10 35V37H9V38H6V39L12 40V38H11ZM23 36H24V35H23ZM23 36H22V39H23V38L25 39V37H26L27 35L24 36V37H23ZM28 36H27L26 38H29ZM34 36H33V37H34ZM58 36H62V35H58ZM64 36H63V37H64ZM68 36H67V37H68ZM79 36H80L81 38H84L82 35H79ZM87 36H88V35H87ZM5 37H6V36H5ZM33 37H32V38H33ZM51 37H50V40H51V41L48 40V41H49L48 44H49L50 42H52L53 37H52V38H51ZM56 37H57V36H56ZM65 37H66V36H65ZM67 37H66V38H67ZM69 37H70V36H69ZM69 37H68V39H69ZM80 37H78V38L80 39ZM85 37H86V36H85ZM92 37H93V36L91 35V38H92ZM95 37H93V38L95 39ZM3 38H2V37L0 38V57H2V59L0 58V61L2 60V61H1L2 63H1V66H0V80L2 81V84H1V85H3L2 87H0V89L2 90V91L0 90V95H1V97L3 96L2 98L5 99V102H6V103L4 102V104H8V105L10 104V107L14 109V108H17V107H15V106H17V104H20V103H21V104L25 105L27 102H26V103H23V102H20V100L22 99V97H23V99H24L25 94L27 95V97H29V96H28V93H30L29 91L27 92V91H25L24 89L22 90V92L25 91L24 93L21 92V89H20V91H18V90H19V89H18L19 87H18V88H17V87L12 88V87H14V86L16 85V84L14 85V83H15L14 81H16V80L12 78L13 76H15V75L13 74V70L16 71V69H17V71H18V73H19V71H21V69H23L22 67L26 66V65L22 64V63L24 62V60H25L24 58H23L24 60L22 59V61H21L22 63H20V60L17 62V63H19L20 65H22V67H20L19 64H16V62H14V61H17V59H19V58H18L19 53H20L21 51L23 52L26 48L23 49L24 46H23V44H22L23 47H22V46H19V49H18L17 46H16V49H15V47H13V48L15 49V51L13 50L14 52L11 51V50L8 51L7 48H8V47H9V48H12V47H10V46L7 45V44L9 43V44L12 46V43H10L9 41L7 42V40L5 41V40H4L5 38H4V39H3ZM10 38H11V39H10ZM14 38H15V39H14ZM14 38H13L14 41H16V40L18 39V37H14ZM16 38H17V39H16ZM19 38H20V37H19ZM41 38H42V39H41ZM54 38H55V37H54ZM60 38H62V37H60ZM74 38H73V39L70 38V39H72V41H73ZM88 38H89V39H88ZM91 38H90V36H88V37L86 38V39L88 40V43H87V40H85V38L83 39V41H82V39H81V41H78V40H79V39H78L76 42H78V43H81V42H82L81 44L83 45V43H84V46H85V43H86V44H87V48H86V49H88L89 44H91V43H89ZM22 39H21V41H22ZM35 39H36V36H35ZM58 39H59V38H58ZM58 39H57V40H58ZM70 39H69V42H70ZM94 39L91 40V41H94ZM101 39H102V38H101ZM1 40L7 42V44L4 43V42H1ZM18 40H19V39H18ZM18 40H17V41H18ZM31 40H32V39H31ZM33 40H34V39H33ZM42 40H46V41H43V42H42ZM53 40H54V39H53ZM75 40H76V38H75ZM75 40H74V43H75ZM99 40H100V39H97V40H96V43H97V44H98V42H100ZM17 41H16V42H17ZM19 41H20V40H19ZM19 41H18V43H20V44H21V43H24V42H26V44H27V39H25L23 42H21V41L19 42ZM64 41H66L65 38H64ZM85 41H86V42H85ZM16 42H15V43H16ZM54 42H57V41L54 40ZM54 42H53V44H58V43L61 42V41L58 40L57 43H54ZM2 43H4L5 45H7V48H6V46H5L4 44H2ZM18 43L15 44V45H18ZM29 43H28V44H29ZM61 43H63V42H61ZM61 43L58 44V45L61 46ZM66 43H68V42H66ZM20 44H19V45H20ZM45 44H47V43H45ZM76 44H77V43H76ZM93 44H94V43H93ZM2 45L5 46V47H3ZM15 45H14V46H15ZM63 45H64V44H62V47L65 49L66 47H64V46H65L66 44H65L64 46H63ZM74 45H75V44H74ZM95 45H96V44H95ZM27 46H28V45H25V47H27ZM41 46H42V45H41ZM44 46L46 47V45H44ZM79 46H80V45L77 44L76 46H74V49H76L75 47H78L77 49L79 50ZM97 46H98V45H97ZM20 47H22L23 50H21ZM28 47H29V46H28ZM42 47H43V46H42ZM82 47H83V46H82ZM85 47H86V46H85ZM13 48H12V49H13ZM31 48H32L33 51H34V50L37 51L36 49H37L38 47L36 48V46H35V48H36V49H35V48H34V45H32ZM33 48H34V49H33ZM58 48H59V47H58ZM58 48H57V49H58ZM90 48H91V47H90ZM92 48H93V47H92ZM27 49H28V48H27ZM27 49L25 50L26 52L29 51V50H27ZM42 49H43V48H41V50H40V55H41V53H43V55L46 53L47 56H48V54H49L53 49L55 50L56 48H55L54 46H52V48L46 47L44 50H42ZM74 49H73V51H74V52H77V49H76V50H74ZM86 49H85V51H86ZM19 50H21V51H19ZM38 50H39V49H38ZM54 50H53V51H54ZM80 50H81V49H80ZM80 50H79V51H80ZM10 51H11L12 53H11ZM25 51H24V52H25ZM35 51H34V52H35ZM55 51H56V50H55ZM58 51H59V50H58ZM58 51H57V52H58ZM60 51H61L62 55H64V56H67V55H68V53H67L68 51H66V50L64 51V50H63L64 54H63L61 48H60ZM60 51H59V52H60ZM85 51H83V49H82V53H85ZM89 51H90V50L88 49V51H86L87 54H85V55H86V56L88 55L89 57H91L89 53H91L93 50H91V52H89ZM97 51H98V50H97ZM97 51H96V52H97ZM15 52H16V53H15ZM30 52H31V51H30ZM34 52H32V53H34ZM57 52H55V53H57ZM70 52H72V51H70ZM70 52H69V54H70L71 56L69 55L70 58L68 57V60H67L69 63H70V61L72 60L71 57L73 56ZM93 52H94V51H93ZM96 52H95V53H96ZM38 53H39V51H38ZM52 53H53V52H52ZM61 53H59V54L61 55ZM65 53H66V55H65ZM72 53H73V52H72ZM78 53H79V52H78ZM25 54H26V53H25ZM27 54H28V53H27ZM73 54H74V53H73ZM91 54H93V53H91ZM98 54H99V53H98ZM31 55H33V54H31ZM37 55H38V54H37ZM49 55H50V54H49ZM53 55H54V54H53ZM56 55H57V54H56ZM75 55H76V53H75ZM75 55H74L73 58H75ZM211 55H212V54H211ZM11 56H12V57L16 56L17 59L15 60V58H13L14 61L11 60V58H12ZM19 56H20V55H19ZM26 56H27V55H26ZM28 56H30V54H29ZM28 56H27V57H28ZM51 56H52V54H51L49 57H47V58L49 59ZM54 56H55V55H54ZM79 56H80V58L77 59V58H78V54H77L76 58L73 59V60L71 61L70 64H72L73 61H74V63H73L74 65L76 64V65L78 66V64H80V63L83 65L82 62H78V61H81V59H83V57H84L83 54H81V51H80ZM81 56H82V57H81ZM88 56H87V57H88ZM94 56H95V55H93V56L91 57L92 59H91V58H90V59L93 60ZM20 57H21V56H20ZM23 57H24V56H23ZM41 57H42V55H41ZM41 57H39V60H40L39 63L41 62ZM44 57L46 58V55H45ZM44 57H43V60H44V63H45V60L47 61L48 59H47V58L45 59ZM52 57H53V56H52ZM58 57H59V55H58ZM62 57H63V56H62ZM96 57H97V56H96ZM33 58H34V57H33ZM56 58H57V56H56ZM211 58H212V57H211ZM31 59H32V58H31ZM36 59H37V58H36ZM57 59H58V58H57ZM70 59H71V60H70ZM90 59L87 58V59H86V62L89 61V63L91 64L92 61H91ZM94 59H95V58H94ZM96 59H97V58H96ZM43 60H42V61H43ZM84 60H85V59H83V62H85ZM98 60H99V59H98ZM33 61H34V59H33ZM75 61H76V62H75ZM90 61H91V62H90ZM93 61H94V60H93ZM13 62H14V63H13ZM29 62L32 63V61H29ZM36 62H37V61H36ZM36 62L34 61L33 65L30 64V66H32V67H30V71H32L31 73L34 74V75L36 74L35 72L37 71V70L35 71L36 68H35V66H34V64L36 65ZM86 62H85V63H86ZM98 62H99V61H98ZM209 62H210V61H209ZM44 63H43V64L40 63V64L44 65ZM77 63H78V64H77ZM235 63H236V64H235ZM235 63H233L232 65L230 64V65H231L232 67H233L234 65H238V62H235ZM13 64H16V65L14 66ZM26 64H28V63H26ZM73 64H72V65H73ZM87 64H88V63H87ZM87 64H86V65H83V66L85 67V66H87ZM96 64L98 65L99 63H96ZM210 64H211V63H210ZM17 65H19L18 68L16 67ZM38 65H39V64H38ZM76 65H75V66H76ZM92 65H95V63L92 64ZM97 65H95V66H90V65H89L91 68L86 67V69L88 68L89 71L92 69V70H91V72H92V71L94 70L93 67H96ZM33 66H34V67H33ZM79 66H80V65H79ZM231 66H229V67H231ZM14 67H16V68L13 69ZM28 67H29V64H28ZM36 67H37V66H36ZM46 67H47V63H45V70H44V71H47V70H46ZM229 67H228V68H229ZM19 68H20V69H19ZM34 68H35V69H34ZM76 68H77V67H75V69H76ZM81 68H82V67H81ZM81 68H79V69H81ZM97 68H98V66H97ZM97 68H96V69H97ZM12 69H13V70H12ZM31 69H32V70H31ZM77 69H78V68H77ZM79 69H78V70H79ZM86 69H85V70H86ZM96 69H95L96 72H94V74L97 73V75H96V74H95V75H96L97 77H99V76H98V71H97L98 69H97V70H96ZM230 69L233 70L234 68H229V69H226L225 71L227 72V70H230ZM236 69H241V68H240V67H239V68H238V67H237V68L235 67L234 71H235ZM28 70H29V69H28ZM28 70H27V71H28ZM42 70H43V69H42ZM78 70H76V71L78 72ZM82 70H83V69H82ZM82 70H79V72L81 73ZM85 70H84V71H85ZM22 71H23V70H22ZM22 71H21V72H22ZM30 71H29V72H30ZM34 71H35V72H34ZM44 71H43V72H44ZM74 71H75V70H74ZM86 71H88V70H86ZM217 71H218V70H217ZM225 71L222 70V72H225ZM230 71H231V70H230ZM230 71H228V72H230ZM234 71H232V72H230V73L232 74ZM236 71H237V70H236ZM240 71L242 72V70H240ZM240 71H238V72L240 73ZM21 72H20V73H21ZM24 72H25V70H24ZM24 72H23V74H24ZM29 72H28V73H29ZM47 72H48V71H47ZM77 72H76V73H77ZM82 72H83V71H82ZM91 72H90V73H91ZM14 73H15L16 75H18V76H15L17 79L20 78V81L23 79V81H24V82L26 81L27 83H29V81H28L27 79L31 80V79H30V76H31V77L33 76V75H27V72H25L26 74H24V75H25V78H27V79H24V75H22V73H21V74H18L17 72H14ZM38 73H39V72H38ZM74 73H75V72H74ZM76 73H75V74H76ZM90 73H89V72H88V73L86 72V75H85V72H84V74L81 73L80 76H81V77H89V75H87V74H90ZM92 73H93V72H92ZM235 73L237 74V72H235ZM235 73H234V75H235ZM29 74H30V73H29ZM94 74H92V75H94ZM26 75H27V76H26ZM36 75H37V74H36ZM40 75H41V73H39V75H37V76H40ZM72 75L74 76V74H72ZM209 75H210V74H209ZM241 75H242V74H241ZM22 76H23V77H22ZM41 76H43V75H41ZM44 76H45V75H44ZM44 76H43V77H44ZM47 76H48V75L45 76V79H47ZM90 76H91V74H90ZM18 77H19V78H18ZM33 77H34V76H33ZM33 77H32V78H33ZM77 77H79V76H76V78H77ZM92 77H93V76H92ZM207 77H209V76H207ZM34 78H35V77H34ZM34 78H33V79H34ZM37 78H38V77H37ZM37 78H35V79H37ZM71 78H72V76H71ZM71 78H70V80H71ZM93 78H95L96 80L101 79V77H100L99 79L96 78V77H93ZM93 78L89 77V79H91V83H92V80H94ZM12 79H13V80H12ZM41 79H42V78H41ZM78 79H81V78L79 77ZM5 80H6V81H5ZM39 80H40V78H39ZM72 80H73V78H72ZM96 80H95V83H94V84L98 83V86H97V87H99L100 84H99L98 81L96 82ZM201 80H202V79H201ZM201 80H200V81H201ZM204 80H208V79H204ZM23 81H22V82H19V81H18V82H19L18 85H22V83H23L22 88H23V86H24V82H23ZM35 81H36V80H35ZM37 81H38V79H37ZM40 81H41V80H40ZM75 81H78V80H75ZM84 81L86 82V79H85ZM84 81H83V82H84ZM87 81H88V80H87ZM99 81H102V80H99ZM200 81H199V82H200ZM5 82H8V84L5 83ZM13 82H14V83H13ZM33 82H34V80H33ZM33 82H32V84H34ZM85 82H84V83H85ZM88 82L90 83V81H88ZM202 82H204V81H202ZM202 82H200V84H201ZM208 82H209V81H208ZM16 83H17V81H16ZM27 83H25V85H26ZM39 83H40V82H38V84H39ZM41 83H42V82H41ZM69 83H70V82H69ZM78 83H79V82H78ZM78 83H77V84H78ZM86 83H87V82H86ZM89 83H88L86 86L81 85L82 89H81V88H80V89L83 90V86L86 87V88L88 89V86L90 85ZM9 84H12V87H10L11 85H9ZM74 84H75V82L73 83V81H72V85H70L71 88H69L70 90H68V92H69V91L72 92L73 89H74L75 87L79 89V87H77V85H76V84L74 85ZM81 84H82V81H81ZM198 84H199V83H198ZM202 84H203V83H202ZM207 84H208V83H207ZM29 85H30V84H29ZM34 85H36V82H35ZM96 85H97V84H96ZM26 86H27V85H26ZM26 86H25V87H26ZM30 86H31V85H30ZM39 86H40V84H39ZM72 86L74 87L73 89H72ZM93 86H94V85H93ZM197 86L199 87V85H197ZM197 86H196V87H197ZM203 86H204V84H203L202 86L200 85V87H202L201 89H203V91H205L206 87H204V88H205V89H204ZM205 86H208V85L205 84ZM211 86H212V84H209L208 87H211ZM31 87H34V86L32 85ZM35 87H37V85H36ZM91 87H92V86L90 85V86H89V89H88L89 91H90V88H91ZM97 87H96V86L93 87L94 90H96ZM11 88H12V90L14 89V91H13V92H14L13 95H10V93L12 94V91L10 90ZM16 88H17L18 90H17ZM20 88H21V86H20ZM38 88H39V87H38ZM86 88H84V91L87 90ZM93 88H92L91 90H93ZM15 89H16V90H15ZM27 89H28V87H27ZM27 89H26V90H27ZM71 89H72V90H71ZM80 89H79V92H77V93H76L75 91L73 92V93L76 94L77 96L71 94V97H72L73 99H72V100L70 99V100H71V102H73V101L75 102V101L77 100L76 98H78V101L76 102V105L79 103V104H80V107H81L82 105H83V107L81 108V111H79V112H78V110H77L76 108H75L76 110L73 108V112L77 111V113H78V114H77L78 117H79L80 115H81V117H83V116H85L86 112H85V111H84L85 113L82 112V109L84 110V107H85V106H89V107H91V106L89 105L90 102H91V104H92V107H91V108H92L93 110H95L94 107H93V102H94V101H93V100H94L93 97H95V94H94V93H90V92H88V90H87L86 93H85V94H86V97H84L85 94H84L83 91H81V93H83V94L81 95V97H82L83 95H84V96H83V99H82V98L80 99ZM97 89H98V88H97ZM209 89H210V88H209ZM29 90H30V89H29ZM34 90H35V89H34ZM34 90H30V91L32 92V91H34ZM198 90H200V89H198ZM207 90H208V89H207ZM36 91H37V90H35V92H36ZM76 91H77V89H76ZM96 91H97V90H96ZM17 92L20 94L21 98H20V100H19L18 97H20V96L17 95V96H18V97H17L18 99H16V98H15V99H16V101H18L19 103L16 102L17 104L14 103V104H15V105H14L12 102H14L15 99L12 100L11 97H12V96L15 97V96H16L15 94H17ZM35 92H34V93H35ZM68 92H67V93H68ZM87 92H88V93H87ZM94 92H95V91H94ZM197 92H198V91H197ZM199 92H201V91H199ZM8 93H9V94H8ZM32 93H33V92H32ZM37 93H38V92H37ZM37 93H36V94H37ZM78 93H79V95H78ZM95 93H96V92H95ZM205 93H206V92H205ZM205 93H202V94H205ZM2 94H3V95H2ZM23 94H24V96H23ZM68 94H69V93H68ZM87 94H88V95H87ZM90 94H92L93 97H92ZM93 94H94V95H93ZM96 94H97V93H96ZM199 94H200V93H199ZM258 94H259V93H258ZM260 94H261V93H260ZM33 95H34V94H33ZM72 95H73V96H72ZM205 95L208 96V97L210 98V96H211L212 94H211V95H207V94H205ZM8 96H9V97H8ZM30 96H31V95H30ZM78 96H79V97H78ZM89 96L92 97L93 100H92ZM201 96H203V95H201ZM257 96H258V95H257ZM1 97H0V98H1ZM6 97H8V99H11V100H8ZM27 97H25V99L29 100ZM35 97H36V96L34 95V99H35ZM71 97H70V98H71ZM75 97H76V98H75ZM87 97H89V100H90V101L88 100ZM208 97H207V98H208ZM2 98H1V99H2ZM29 98H30V97H29ZM31 98H32V97H31ZM31 98H30V101H31ZM204 98H206V97H204ZM207 98H206V99H207ZM209 98H208V101H209V100H212L211 98L214 99L215 96L213 95L210 99H209ZM255 98H256V97H255ZM259 98H260V97H259ZM261 98H262V97H261ZM23 99H22V100H23ZM25 99H24V102H25ZM75 99H76V100H75ZM84 99H86V102H89V104H87V105L84 106V104H86V102H85V103L83 102V101H85ZM80 100H81V103L79 102ZM263 100H264V99H263ZM263 100H262V101H263ZM3 101H4V100H3ZM7 101H8V102H7ZM33 101H34V100H33ZM33 101H31V102L33 103ZM213 101H214V100H213ZM255 101H256V100H255ZM258 101H259V100H258ZM258 101H256V102L258 103ZM1 102H2V100H1ZM28 102H29V101H28ZM71 102H69V104H71ZM74 102H73V103H74ZM82 102H83V104H82ZM209 102H211V101H209ZM11 103H12V104H11ZM32 103H31V104H32ZM73 103H72V104H73ZM206 103H208V102L206 101ZM257 103L255 104V105H256V111H255V112L258 113V115H261V113H262L263 111H261L260 108H262V107L258 108V107L260 106V103H261V102L258 103L259 106H258ZM74 104H75V103H74ZM94 104H95V103H94ZM8 105H7V108H5L6 106L4 105V108H3V109H5V110L8 109L7 111H8V112H11V113H10V114H9V113L6 114V115H7V117L5 116L6 119H4V116H3V115H1L2 117L0 116V123H1V120H2L1 118H3L2 123H3V121H4L3 124H5V120H6V124H5V125H6L7 128L9 127V128H8V131H7V128H6L4 125H0L1 127L6 128V129H5L6 131L4 132V138L7 137L6 139H8V141H9V139H10L9 134L13 133L14 130L17 129V128L20 129L21 126H19L18 123H17L16 121H15V122L17 123V125H13V126H14V129H11L10 126L12 127V125L9 124V125H10V126H9L8 123H7V121H8V122H10V123L13 122L12 124H15L14 121H12V120L14 119L13 117H15V116L18 115L17 113H19V115L21 114V116H23L22 119L25 120V123H24V124L26 125L25 127L27 128V130H26V129L23 127V129L21 128L20 131H18V129H17V131L14 132V133H16V134H17V133H19V134L21 133L20 135L17 134V136L20 137V138L22 137L23 139L21 138V139H22L21 141H17V140H20V139L12 138V139H14V140L16 139V141H12V143H14L15 146H16L17 143L19 144V145L17 144L18 148H17V146H16V147H13L14 144H13V146H12V144H10V146H12L13 150L16 151V150H19V149H20V150H19V153H23V152H20V151H21V146H20V144H21V145L23 144L22 147H23V149H24V148H25V147H24V143H25V142H27V147H28V145H29L30 143H31V144H32V143L35 144V142H36L37 145L35 144L36 146H34V144H33V146H34L35 148L37 147V150H38V149L40 150V148H41V150H40L41 152H42V151H45L46 148H50L49 150H51V149H52L51 147L53 146V149H54L53 151H55V152H53V153L55 154V153H56V150H58V148H57V144H58V142H59L60 144H62V142H63L64 145L62 144V145H59V146H62V147H63L62 149H64L65 147H68V148H67L68 151H67L66 149L62 150L63 152H62L61 150H59V151L61 152V153H59V154H62V153H65V152H66V153L68 154V156H69L70 154H71L70 156H75V155H76V157L79 155V153H80V152L78 151V150L80 149L79 146L82 147L81 145H83L84 143L81 144V143H79V142L77 141V138H74L73 141H74L75 147L73 146V148L76 149V146H77L78 144H80V145L77 146V150H75V149H73L72 147H70V146L73 145V142H72V141H69L67 138H68V137L71 138V136H73V134H71V133H74V131L71 132V129L73 130V128H72V127L70 128V127H69V124H67L68 127L70 128V131H69L70 133H69V135H68V133H67V136H66V132H67V130H69V129H67V126L65 125V121H64L65 119H61V117H60V116H62L61 113L58 115V114H57L58 112H57V113L54 112V110H56V107L53 109V107H54L53 104H52V105H53L52 109H51V110H48V111H49V113H50V111L53 110V112H51V113H54V114H55L54 116L57 118V119L55 118V120H56L57 123H56V125H55V122L52 120V122L54 123V124L52 125V122L50 121V122H51V123H50L51 125L49 124V125H48L49 127H48L47 129L49 130L50 127H53V126H54V127L51 128L50 130L53 131V133H55V131H57V130L60 128V129H59L60 131L58 130V131L55 133L56 137H54V135H53V139H52V135H51V134H53V133L49 132V131L46 130V128H45L46 123L49 122V119H47L49 116H48V117L46 116V115H47L46 113H48V112L44 113L45 115H43L44 117H42V118H46V117H47L46 119H43V122H44V120L47 121L46 123L44 122V123H45V124H44V123L40 122L42 119H40L39 122H37L36 120L32 119V118H33V115H32L33 113L30 112L31 110L29 111L30 114L32 113V114H31L32 117H31L30 114H29V116H30L31 118H29L28 115H26V116L23 115L24 113L27 112V110L24 111V109H26L25 106H27L28 103H27V105L21 107L22 110L24 111V112H22V113L19 112V111H20V109H19L20 105H18V108H17L18 111L15 110V109H14V110H13V109L11 110V108H9ZM11 105H12V106H11ZM29 105H30V104H29ZM29 105H28V107H29ZM76 105H75V107H76ZM95 105H96V104H95ZM21 106H22V105H21ZM31 106H33V105H31ZM55 106H57V105H55ZM60 106H62V105H60ZM67 106H68V105H67ZM70 106L72 107V105H70ZM73 106H74V105H73ZM257 106H258V107H257ZM261 106H262V105H261ZM42 107H43V106H42ZM42 107H41V108H42ZM45 107H46V106H45ZM45 107L42 108V110L44 109L43 112H44L45 110L47 111V108H51V106H49V105H48V107H47L46 109H45ZM96 107H97V106H96ZM23 108H24V109H23ZM30 108L32 109V107H30ZM30 108H28V110H29ZM63 108H64V107H63ZM78 108H79V106H78ZM91 108H89V109L92 111ZM257 108L259 109V111H261L260 114H259V112H257V111H258ZM60 109H61V107H60ZM60 109L57 108V111H59ZM68 109H70V108H67V110H68ZM79 109H80V108H79ZM86 109H87V107H86ZM126 109H128V108H126ZM126 109H124V111H126ZM252 109H253V110H252L251 112H249V114L246 115V116L248 117V116H251V115H250L251 113L255 114V116L252 114L253 116H251V117H249V118L247 119V120L250 119V121H251V118H252V117H254V119H256V118L258 119V118L260 117V116H258L255 112H253L255 109H254V108H252ZM5 110H2L1 114H3V112H5ZM22 110H21V111H22ZM70 110H72V109H70ZM90 110H89V111H90ZM97 110H98V108H97L95 111L97 112ZM68 111H69V110H68ZM91 111H90V113H91ZM43 112H42V114H43ZM59 112H60V111H59ZM66 112H67V111H66ZM69 112H70V111H69ZM92 112H93V111H92ZM126 112H127V111H126ZM128 112H129V111H128ZM5 113H7V112H5ZM40 113H41V111H40ZM87 113H88V112H87ZM90 113H89V114H90ZM263 113H264V112H263ZM263 113H262V115H263ZM26 114H28V113H26ZM34 114H35V113H34ZM70 114H71V113H70ZM70 114H69V115H70ZM74 114L76 115V113H74ZM74 114H73V116H74ZM96 114H97V113H96ZM238 114H239V113H238ZM241 114H242V113H241ZM243 114H244V113H243ZM8 115H9V116H8ZM11 115H12L13 117H11ZM19 115H18V116H19ZM56 115H57L58 117H60L59 119H61V120H58V117H57ZM82 115H83V116H82ZM93 115H94V114L91 113L90 116H93ZM231 115H232V113H231ZM244 115H245V114H244ZM256 115H257L258 117H257ZM21 116H20V117H16L15 119L17 120V118H20V120H22V119H21ZM24 116H25L26 118H28V119H26ZM65 116H66V115H65ZM87 116H88V114H87ZM239 116H240V115H239ZM239 116H238V117H239ZM246 116H245V117H246ZM9 117H10V118H9ZM70 117H72V116H70ZM74 117H75V116H74ZM76 117H77V116H76ZM76 117H75V119H76ZM85 117H86V116H85ZM85 117H84V118H85ZM88 117H89V116H88ZM240 117H242V118L239 119V118H237V116H235V122H237L238 119H239V122H240V120H241V122H242V119L244 118V116L242 115V116H240ZM247 117H246V118H247ZM261 117H262V116H261ZM261 117H260V119H261ZM8 118L11 119V120L9 121ZM37 118H40V117H37ZM37 118H36V119H37ZM66 118H67V117H66ZM84 118H82V119H84ZM127 118H128V117H127ZM263 118H264V117H262V120H263ZM29 119H30V120H29ZM67 119H68V118H67ZM82 119H81L80 117L78 118L79 121H80V120L82 121ZM130 119H132V117H130ZM130 119H128V120H130ZM236 119H237V121H236ZM257 119H256V121L254 120V123L257 122ZM20 120H19V121H20ZM26 120H29V121L26 122ZM31 120L33 121V123H32ZM37 120H39V119H37ZM57 120H58L59 122H58ZM71 120L74 121L73 119H71ZM84 120H85V119H84ZM135 120H136V122H137V121L139 122V118H138V119L136 118ZM244 120H245V119H244ZM247 120H246V121H247ZM262 120H259V121L262 122ZM19 121H18V122H19ZM30 121H31V122H30ZM35 121H36V123H35ZM60 121H61V122H60ZM63 121H64V123H63ZM68 121H69V120H68ZM130 121H133V120H130ZM130 121H126V122H130ZM263 121H264V120H263ZM70 122H71V121H70ZM74 122H76V120H75ZM83 122H84V121H83ZM85 122H86V120H85ZM133 122H134V121H133ZM243 122H244V121H243ZM21 123H23V121H20V124H21ZM26 123H27V124H26ZM29 123H31V124H30L31 126L28 125ZM37 123H41V124H42V127H41L40 125H37ZM59 123H60V124H59ZM77 123H78V122H77ZM246 123H248V121H247ZM246 123H244V124H246ZM250 123H252L251 125H253V119H252V122H250ZM258 123H259V122H258ZM24 124H23L22 126H24ZM35 124L37 125V128H39L40 134L35 133L34 131H31V130L35 127V126H34ZM47 124H48V123H47ZM70 124H71V123H70ZM73 124H74V123H73ZM73 124H71V125H73ZM78 124H79V123H78ZM78 124H76V125H78ZM127 124H128L127 126H129V123H127ZM130 124H131V127H127V129L133 127L131 122H130ZM134 124H135V123H134ZM134 124H133V125H134ZM136 124H137V123H136ZM239 124H240V123H239ZM241 124H243V123H241ZM27 125L30 126V127L28 128ZM58 125H59V126H58ZM82 125H83V124H82ZM141 125H142V124H141ZM247 125H248V124H247ZM256 125H257V124H256ZM256 125H255V124L253 125V126H255V129L257 128ZM258 125H259V124H258ZM263 125H264V124H263ZM17 126H18V127H17ZM32 126H33V127H32ZM39 126H40V127H39ZM64 126H65V128H66L65 130H63V129H64V128H63ZM137 126H139V125H136V126H134V127L136 128ZM253 126H249V125H248V126H246V128H247V130H248L249 127H253ZM261 126H262V124H261ZM261 126H260V125L258 126L259 129H261ZM16 127H17V128H16ZM31 127H32V129L29 130ZM56 127H57V128H56ZM73 127H74V126H73ZM79 127H80V126H79ZM79 127H78V128H79ZM90 127H91V126H90ZM139 127H140V126H139ZM141 127H142V126H141ZM42 128H43V129H42ZM135 128H134V132H131V131H132V130H131L130 133H133V134H134V133H135ZM242 128H244V129L241 130V133H242V131L245 130V126H244V127L242 126ZM253 128H254V127H253ZM35 129H36V128H34L33 130H35ZM40 129H41V130H40ZM44 129H45V130H44ZM53 129H55V131H54ZM61 129H62V130H61ZM76 129H77V126H76ZM86 129H88V128L86 127ZM91 129H92V127H91L90 129H88V130L91 131ZM127 129H126V132L129 131V129H128V130H127ZM249 129H250V128H249ZM259 129H258V130H259ZM9 130H11V133H10ZM23 130H25L26 132L28 131V133H24V136H23V132H25V131H23ZM37 130H38V129H37ZM37 130H36V132H37ZM42 130H43V131H42ZM79 130H80V128L78 129V131H79ZM136 130H137V128H136ZM262 130H264L263 126H262ZM262 130H261V131H262ZM12 131H13V132H12ZM21 131H22V132H21ZM30 131H31V132H30ZM80 131H81V130H80ZM92 131H93V129H92ZM92 131H91V132H92ZM139 131H140V130H139ZM248 131H250V130H248ZM248 131H245V132H243L242 134H245V133L248 132ZM252 131L254 132L255 130H252ZM252 131H250V132H248V133L245 134V136H246L247 134L250 133V137H249V135H247V136H248L247 140H248L249 138H251V139H252V138H256L255 140L258 139V138H257V135L260 134V133H257V129H256V132H255V133H256V137H255V136L253 137V134L255 135V133H253ZM259 131H260V130H259ZM261 131H260V132H261ZM6 132H7V133H6ZM29 132H30V133H29ZM32 132H34L35 134H33ZM42 132H44V133H43L42 136H41V133H42ZM58 132H59V133H58ZM61 132H62V133H61ZM75 132H76V131H75ZM91 132H90V136H89V137H91V134L93 133V132H92V133H91ZM47 133H48V134H47ZM49 133H50V134H49ZM60 133L62 134V136L64 135L65 138H63L62 136H61V138H60V137H59V136H60V135H59ZM63 133H65V134H63ZM79 133H80V132H79ZM88 133H89V131H88ZM130 133H127V134H130ZM6 134H8V135H6ZM44 134H45V135H44ZM261 134H262V133H261ZM263 134H264V133H263ZM13 135L15 136V134H12L11 136H13ZM28 135L33 136V138L31 137V139L28 138L29 141L25 138V137H28ZM34 135H35V137H34ZM36 135H37V136H36ZM58 135H59V136H58ZM79 135L81 136L82 134L80 133V134H78V136H79ZM94 135H95V134H94ZM251 135H252V136H251ZM17 136H15V137H17ZM38 136H40V137H38ZM74 136H75V135H74ZM80 136H79V137H80ZM84 136H85V135H84ZM259 136H260V135H259ZM261 136H262V135H261ZM75 137H77V135H76ZM87 137H88V136H87ZM95 137H96V135H95ZM95 137H93L92 139L95 140V141H94L95 144H98V142H96L97 139H95ZM97 137H98V136H97ZM99 137H100V136H99ZM99 137H98V138H99ZM131 137H132V136H131ZM263 137H264V136H263ZM24 138H25L26 140H24ZM49 138H50V140H51L54 144H53L52 142H49V141H50ZM54 138H55L56 140L58 139V141H56ZM85 138H86V137H85ZM85 138H84V137H83V138L81 137V139H85ZM12 139H11V140H12ZM32 139H37V141H36V140L31 141ZM38 139H39V140H38ZM44 139H47V140L44 141V144H41V143H43V140H44ZM65 139L68 140L69 143H71V145H70L69 143L67 144ZM75 139H76V140H75ZM88 139H89V140H88V141H89V145H88V146L93 148V145H95V144H93V145L91 146V145H90V138H88ZM251 139H250V142H251ZM259 139H260V138H259ZM259 139H258V140H259ZM11 140H10V141H11ZM23 140H24L25 142H23ZM53 140H55V141H53ZM63 140H65V141H63ZM70 140H72V139H70ZM78 140H80V138H79ZM98 140H99V139H98ZM247 140H245V142H244V143L247 142V143H246V146H245L244 143H243V145H244L246 151H245L244 149H242V150H244V152H245L246 155H247V153H248V152H247V151H248L247 148L249 149V147H250V146H248V145H249L248 143H250V142H248ZM253 140H254V139H253ZM255 140H254V141H255ZM260 140H261V139H260ZM262 140H263V139H262ZM262 140H261V141H262ZM30 141H31V142H30ZM38 141H39V143H38ZM76 141H77V142H76ZM238 141H239V140H238ZM254 141H252L250 144L253 145V142H254ZM56 142H57V144H56ZM64 142H65V143H64ZM81 142H83V141H81ZM141 142H142V141H141ZM257 142H258V141H257ZM259 142H260V141H259ZM8 143H11V142H8ZM8 143H7V144H8ZM51 143H52V144H51ZM92 143H93V141L91 140V144H92ZM238 143H239V142H238ZM262 143H264V142L262 141ZM4 144H5V146H4ZM4 144H3V145L1 144V145H0V148H1V146H3V148H6V147H7V144H6V143H4ZM31 144H30V146H31ZM255 144H256V143H255ZM8 145H9V144H8ZM25 145H26V144H25ZM51 145H52V146H51ZM65 145H67V146H65ZM84 145H86V143H85ZM243 145H242V146H243ZM10 146H9V149L11 148ZM30 146H29V147H30ZM44 146H45V147L47 146V147L45 148ZM54 146H55V147H54ZM59 146H58V147H59ZM64 146H65V147H64ZM95 146H96V145H95ZM95 146H94V147H95ZM235 146H236V145H235ZM242 146H241V148H244V147H242ZM247 146H248V147H247ZM19 147H20V148H19ZM31 147H32V146H31ZM31 147H30V148H31ZM43 147H44L45 149H44ZM83 147H84V146H83ZM98 147H99V145H98ZM237 147H238V145H237ZM246 147H247V148H246ZM260 147H262V146H260ZM14 148H15V149H14ZM56 148H57V149H56ZM70 148H71V150H70ZM95 148H96V147H95ZM136 148L139 149L140 147L137 146ZM145 148H146V147H145ZM239 148H240V147H239ZM250 148H251V149L249 150L250 152L254 151V150L252 149L253 146H251ZM255 148H256V147H255ZM255 148H254V149H255ZM263 148H264V147H263ZM32 149H33V148H32ZM32 149H31V150H32ZM43 149H44V150H43ZM72 149H73V150H72ZM83 149L86 150L87 148H81V150H83ZM88 149H89V148H88ZM88 149H87V150H88ZM256 149H257V148H256ZM256 149H255V150H256ZM3 150L5 151V149H3ZM28 150L30 151V149H28ZM37 150L34 149V151H35L36 153H38V152L41 153L39 150H38V152H37ZM47 150H48V149H47ZM85 150H84V151H81L82 154H83V153H84V154L86 153ZM89 150H91V149H89ZM141 150H142V148H141ZM238 150H241V149H238ZM242 150H241V151H242ZM251 150H252V151H251ZM8 151H9V150H8ZM10 151H11V149H10ZM15 151H11V152H12V153H15ZM22 151H23V150H22ZM25 151H27V149H26ZM72 151H74L73 154H72ZM76 151L79 152L78 155H77V152H76ZM92 151H93V150H92ZM94 151H97V148H96ZM94 151H93V153H95ZM256 151H257V150H256ZM259 151H260V150H259ZM16 152H18V151H16ZM32 152H33V150H32ZM35 152H34V153H35ZM47 152H48V154H50V153H49L50 151H47ZM68 152H71V153H68ZM75 152H76V153H75ZM90 152H91V151H90ZM263 152H264V150H261V153H260V155H259L260 157H261V156H264V155L262 154ZM39 153H38V156L40 155ZM57 153H58V151H57ZM66 153L64 154V156H66ZM253 153H255V152H253ZM256 153H257V152H256ZM258 153H259V152H258ZM25 154H26V153H25ZM45 154H46V151H45ZM48 154H47V156H49ZM51 154H52V151H51ZM54 154H52V155H50V156H53V159L55 160V162H54L53 159H52L53 161L50 160V159L52 158V157H50V156H49L50 158H48V157L46 158V156L44 155V152H43V154H41V155H43L42 157L39 156L40 159H42V158L44 159V157H45V159H46L47 161H49V162H45V163H47L46 165L43 163L44 166H46L47 168H48V166H50V163L54 162V163L51 165V166H53L54 169H52V168H48V170H49V169L52 170L51 172H53L54 170H56V168H57L58 166H60L61 163H62V165H61L62 168H64L63 166H65L66 164H68V162H67V163H66V162L63 163V162L60 160V159H62V155H59V154H58V155H59V157H58L57 154H55V155H54ZM74 154H75V155H74ZM80 154H81V153H80ZM88 154H89V153H88ZM248 154H249V153H248ZM251 154H252V153H250V155H248V156H251ZM261 154H262V155H261ZM56 155H57V156H56ZM86 155H87V154H86ZM86 155H84V156L86 157ZM256 155H258V154H256ZM60 156H61V157H60ZM88 156H89V155H88ZM55 157H58V158H60V159H57V158H55ZM79 157L82 159L83 156L81 157V156L79 155ZM79 157H78V158H79ZM120 157H121V156H120ZM126 157H127V159H126V161H125V158H126ZM65 158H67V157H65ZM87 158H88V157H87ZM125 158H124V155H123V158L120 159V160L124 159L125 162H124V161L121 162V163L116 162L117 164L119 163L118 166L122 167V165H125V163L127 164V161H129V160H128L129 158H128V156H125ZM40 159H39V160H40ZM43 159H42V160H43ZM67 159H68V158H67ZM84 159H85V158H84ZM42 160H40V161H41V162H44V160H43V161H42ZM56 160H57L58 164H59V160H60V165L57 164ZM63 160H65V159H63ZM73 160H74V161H73ZM73 160H72V157H71L70 161L75 162V164H76V162L80 163L79 161H76V160L74 159V157H73ZM79 160H80V159H79ZM87 160H89V158H88ZM90 160H91V159H90ZM115 160L118 161V159H115ZM147 160H149V159H147ZM147 160H145V161H147ZM24 161H25V160H24ZM65 161H66V160H65ZM81 161H82V160H81ZM83 161H84V160H83ZM92 161H93V160H92ZM100 161H102V160H99V162H100ZM103 161H104V160H103ZM109 161H110V158H108L107 162H109ZM145 161H144L142 164H140V166L143 165V168H142L143 170L140 169V166H139V168H137V169H138V170L140 169V170H142V171H139V173H138L137 175L135 174L136 177H134L132 180H135V181H136V178H137V179L139 178L138 180H140V178H142V177H140V176H141L142 174H145L144 170H145V171H147V170L150 171L151 168H152V170H153L155 173H153V172L151 171L149 174H150V175H151V174H153V175L155 174V175H154V176L152 175V176H150V177L148 176V178L150 179L151 177H153V178H154V177H157V179L160 178V179L162 180V178L164 177V174H160V173H161L162 171H164V170L161 169L162 171L160 172V169H158V170L156 169V170H155L153 166L149 169V167L151 166L150 164H152V162L149 163V161H148V163H149V165H150V166H149V165H147V164H148L147 162L145 163ZM21 162H22V161H21ZM84 162H85V161H84ZM86 162H87V161H86ZM86 162H85V163H86ZM90 162H91V161H90ZM99 162H98V163H99ZM107 162H106V163H107ZM22 163H23V162H22ZM48 163H49V165H48ZM65 163H66V164H65ZM96 163H97V162H96ZM106 163H105V164H106ZM110 163H111V161L109 162V164L107 163V164H108V166H107V169H108V170H109V168L111 169L112 167H113V168H114V167L116 168V166H112ZM23 164H24V163H23ZM54 164H56L57 167H56V165H54ZM63 164H65V165H63ZM69 164H70V163H69ZM82 164L84 165V163H81V165H80V164H78V165L82 166ZM87 164H89V163H87ZM90 164H91V163H90ZM90 164H89V165H90ZM101 164H102V163H101ZM103 164H104V163H103ZM144 164H145V166H147V167H145ZM47 165H48V166H47ZM70 165H71V164H70ZM73 165H74V164H73ZM78 165H76V166H78ZM92 165H93V164H92ZM96 165H99V164H96ZM109 165H111V167H110ZM115 165H116V164H115ZM93 166H94V165H93ZM93 166H92V167H93ZM103 166H104V165H103ZM103 166H102V167H103ZM105 166H106V165H105ZM127 166H128V164H127ZM148 166H149V167H148ZM68 167H69V166H68ZM78 167H79V166H78ZM82 167H83V169L85 170V167H86V166H82ZM89 167H90V166H89ZM89 167H88V168H89ZM100 167H101V166H100ZM120 167H118L117 169H119ZM125 167H126V166H125ZM69 168H70V167H69ZM74 168H75V169H74ZM74 168H73V166L70 168V174H72V173L74 172V170H78V169H76V167H74ZM80 168H81V167H80ZM88 168H86V169L88 170ZM93 168H94V167H93ZM95 168H96V167H95ZM104 168H105V167H104ZM71 169H74V170H71ZM83 169H82V170H83ZM96 169H97V168H96ZM107 169H106V170L102 169V170H104V172L101 171V170H100V171L97 170V173H98V172H100V173L103 172L102 174H104V175H102V174L99 175V174H98L100 177L103 176V177L101 178V180L107 179L106 176H107L108 174L110 175V173H111L110 171H112V170L107 171ZM117 169H115V170H116V171L121 170V168H120L119 170H117ZM127 169H128V168H127ZM146 169H147V170H146ZM87 170H85V172H88ZM90 170H91V168H90ZM105 171H107V172H105ZM113 171H114V170H113ZM124 171H127L126 168H125V170L123 169L122 175H123V173H125ZM136 171H137V170H136ZM149 171H148V172H149ZM157 171L160 172V173H158ZM55 172H56V171H55ZM55 172H54V173H55ZM80 172H81V171H80ZM141 172H142V173H141ZM148 172H147V173H148ZM75 173H77V171H76ZM75 173L72 174V175H70V179L73 180V181H78V182H79L80 187H81L83 190L80 189V187L77 188V184H78V182H76V184H74V182H72V184L76 185L75 187L78 189V191H79V189L82 190V191H79V192H82V194H85V192H83V191H86V192H87V190H85V189L83 188V186H82L83 183H84V185H86L87 187H88V186H93V188L95 187V185L101 183L100 180H99V182H97V181H98L97 178H98L99 176H98L97 178H95V177H96V176H95L94 178H95L97 181H96L95 184H93L94 182L92 181V178H90V177L87 175V173H86L87 176H86V175H85V176L88 177L86 180H88V179L90 178L91 181H89V182H93V183H91V184H86L87 182H86V181L84 180V178H83V177H85V176L81 174V173H83V174H85V173H84V172H81V173H80V174H81V177H78V176L76 177V176H75ZM89 173H90V171H89ZM89 173H88V174H89ZM107 173H108V174H107ZM119 173H120V172H119ZM128 173H129V172L127 171L125 174H128ZM134 173H137V172H134ZM134 173H133V176H135ZM163 173H164V172H163ZM78 174H79V172H78ZM78 174H77V175H78ZM80 174H79V176H80ZM93 174H94V173H93ZM93 174H92V175H93ZM112 174H113V173H111V175H112ZM115 174H116V173H115ZM125 174H124V175H125ZM165 174H166V172H165ZM89 175H90V174H89ZM94 175H95V174H94ZM109 175H108V176H109ZM116 175H119V174L117 173ZM122 175H121V173H120V176H122ZM131 175H132V174H131ZM131 175H130V176H131ZM139 175H140V176H139ZM147 175H148V174H147ZM147 175H145V176H147ZM162 175H163V177H162ZM167 175H168V173H167ZM82 176H83V177H82ZM120 176H119V177H120ZM130 176H128V178H130ZM172 176H173V174H172ZM109 177H110V176H109ZM131 177H132V176H131ZM120 178H121V177H120ZM120 178H119V179H120ZM145 178H146V177H144V179H145ZM153 178H151V179H153ZM205 178H206V177H205ZM109 179H110V178H109ZM114 179H115V177H114ZM114 179H113V180H114ZM116 179H117V178H116ZM130 179H131V178H130ZM164 179L166 180V177H165ZM82 180H83V181H82ZM138 180H137V181H138ZM141 180L143 181V179H141ZM141 180H140V181H141ZM145 180H146V179H145ZM145 180H144V181H145ZM153 180H155V179H153ZM153 180H152V181H153ZM161 180H160V181H161ZM200 180H203V177H202ZM135 181H134V182H135ZM137 181H136L135 183H137ZM142 181H141V183H142ZM147 181H149V180H147ZM147 181H145V182H147ZM204 181H205V180H204ZM206 181H209V179H208V180L206 179ZM118 182H119V181H118ZM120 182H121V181H120ZM105 183H106V182H105ZM107 183L111 184V182H109V181H108ZM115 183H116V182H115ZM122 183H123V180H122ZM132 183H133V182H132ZM148 183H149V182H148ZM148 183H146V184H148ZM161 183H162V181H161ZM161 183H160L159 185H161ZM197 183H198V182H197ZM199 183H202V182H199ZM206 183H208V182H206ZM79 184H78V186H79ZM101 184H104V183H101ZM109 184H108V185H109ZM143 184H145V183L143 182ZM143 184H142V185H143ZM156 184H157V182H156ZM111 185H112V184H111ZM114 185H115V184H114ZM117 185H118V184H117ZM126 185H128V184H126ZM130 185H132V184H130ZM151 185H152V184H151ZM198 185H199V184H197V185H195V186H198ZM204 185H205V184H204ZM99 186H100V185H99ZM123 186H125V184H124ZM135 186H136V184H135ZM140 186H141V185H140ZM147 186H148V185H147ZM147 186H146V187H147ZM153 186H155V184H154ZM201 186H203V185H201ZM84 187H85V186H84ZM101 187H102V185H101ZM109 187H110V186H109ZM126 187H127V186H125V188H126ZM149 187H150V185L148 186V188H149ZM198 187H199V186H198ZM85 188H86V187H85ZM89 188H90V187H89ZM93 188H90V189H93ZM103 188H104V187H103ZM123 188H124V187H123ZM134 188H135V187H134ZM153 188H154V187H153ZM158 188H160V187H158ZM199 188H200V187H199ZM86 189H88V188H86ZM90 189H89V190H90ZM109 189H110V188H109ZM111 189H112V188H111ZM127 189H128V188H127ZM132 189H133V188H132ZM151 189H152V188H151ZM151 189L148 190V192L151 191ZM155 189H156V188H155ZM89 190H88V191H89ZM93 190H94V189H93ZM97 190H98V189H96V191H97ZM129 190H131V189L129 188ZM129 190H128L129 193L127 192L128 195L131 194V195L129 196V198H130L132 195H133V196H136V195H134V194L132 193L134 189L132 190L131 193H130ZM145 190H146V194H148V193H147V189H145ZM153 190H154V189H153ZM157 190H158V189H157ZM78 191H77V192H78ZM90 191H91V190H90ZM90 191H89V193L92 192V191H91V192H90ZM109 191H110V190H109ZM134 191H135V190H134ZM160 191H162V190L160 189ZM79 192H78V194H81V193H79ZM98 192H99V190H98ZM151 192H153V191H151ZM151 192H149V194H150ZM109 193H110V192H109ZM153 193H155V192H153ZM153 193H151L152 195L150 194L151 197L153 196ZM158 193H159V192H158ZM82 194L79 195V198H81L82 202H83V199H85L84 202L86 201L87 203L85 202V203H86L85 206H84L85 203H84V204L82 203V206H84V208L87 207V209H86V210L84 209L85 211L82 210L83 207L80 208V209H81L83 212H86V214L89 212V214H87L86 216H84V218H86V217H87V218H88V217H91V220H89V219L86 220V221H89V222L91 221V223L87 222V223H88L87 226H90V229H91V226H92V225L94 226V220H95V219H96V220H95V221H96L95 223H97V224L100 223V225H103V226H101V227H103L104 229H107L106 227H108L110 221H111L110 225L114 226V225L112 224V222L115 221V220L112 221L111 219H113V218L117 219L116 217H118V216L116 215V217H115V216L113 217V215H112V217H113V218H112V217H111V214H110V215H109V216L111 217L110 220H108V218H110V217H108V216L104 217L105 220H103V219L100 217L101 214L99 215V213H101V211H102V207L100 208V209H101V210H100L98 204H100V205H102V206H104V207H107V206H109V205L112 206V205L109 204V202H104V201H100V202L97 204V202H95V201H98V199H97V198H94L95 195H94V197H93L94 200L92 199V200H91V204H89L90 200H88V197H87V196H89L90 194H85L84 196H83ZM95 194H96V193H95ZM97 194H98V193H97ZM107 194H108V193H107ZM135 194H136V193H135ZM156 194H157V193H155L154 195H156ZM100 195H101V193H100ZM100 195H99V196H100ZM128 195H127V196H128ZM160 195H161V192H160ZM160 195H158V196L160 197ZM115 196H116V195H115ZM150 196H149V197H150ZM82 197H83V198H82ZM97 197H98V195H97ZM108 197H109V195H108ZM146 197L149 198L148 196H146ZM151 197H150V199H151ZM156 197H157V196H156ZM100 198H103V197H100ZM116 198H117V197H116ZM89 199H91V196H89ZM135 199H136V198H135ZM135 199H134V200H135ZM143 199H145L146 201L148 200V199H146L145 197H144ZM150 199H149V200H150ZM129 200H130V199H129ZM140 200H142V199L139 198V201H140ZM153 200H154V198H153ZM88 201H89V202H88ZM150 201H151V200H150ZM150 201H149V202H150ZM155 201H157V200L155 199ZM155 201H154V203L156 204ZM163 201H164V200H161L160 203H161V204H164ZM93 202H95V203H93ZM137 202H138V200H137ZM137 202H136V203H137ZM151 202H153V201H151ZM80 203H81V201H80ZM107 203H108V205L106 206ZM138 203H139V202H138ZM146 203H148V202H146ZM146 203L143 204L144 207H147V206H145ZM158 203H159V201H158ZM176 203L179 205V203H178L177 201H176L175 203L173 202V203H170V204H171V205H173V204L176 205ZM188 203H189V202H188ZM192 203L194 204V202H190L191 206L193 205ZM228 203L230 204V202H228ZM87 204H88V206H87ZM92 204H93V206H92ZM95 204L98 205V209H99L100 211L97 210V212L94 213V211H96V209H94V208L97 207V206H95ZM152 204H153V203H152ZM155 204H154V206L156 207ZM161 204H160V205H161ZM180 204H182V203L180 202ZM183 204H184V203H183ZM183 204H182V205H183ZM190 204H188V208H189ZM200 204H201V205H199V202H198L197 205L203 207L204 204H203V203H200ZM202 204H203V205H202ZM231 204H232V203H231ZM90 205L92 206L91 209H90ZM141 205H142V204H141ZM148 205H150V203H148ZM168 205H169V204H168ZM168 205L166 204V207H167ZM178 205H177V207H178ZM197 205L195 204L196 207L193 205L194 208H198ZM205 205H206V204H205ZM226 205H227V204H226ZM226 205H225V206H226ZM232 205H233V204H232ZM235 205H237V204H235ZM253 205H254V204H253ZM129 206H130V205H129ZM132 206H133V205H132ZM135 206H136V205H135ZM157 206H158V205H157ZM173 206H174V205H173ZM179 206H180V205H179ZM186 206H187V205H186ZM193 206H192V207H193ZM207 206H208V208H209V205H207ZM207 206H204L205 209H206ZM217 206H219V205H217ZM223 206H224V205H223ZM241 206H242V205H241ZM246 206H247V205H246ZM246 206H245V208H247ZM80 207H81V205H80ZM133 207H134V206H133ZM133 207H132V208H133ZM136 207H137V206H136ZM138 207H139V206H138ZM155 207H154V208H155ZM159 207H160V206H159ZM159 207H157V208H159ZM162 207H163V205H162ZM162 207H161V210H162ZM169 207H172V206L169 205ZM177 207H176V210H178L177 213H176V212L174 213V211H175V210H174V211H173V214H174V215L177 214V216L175 215V217H178V216H179V218H180L182 212H181L179 215H178V213L181 211V209L183 208V206H182V208H181V206H180V208H181V209L179 208L180 210H179ZM192 207H191V209H192L193 212H194L195 209H193ZM220 207H221V205L219 206V208H220ZM226 207H227V206H226ZM231 207H232V206H231ZM235 207H236V210H235L234 207H233V208H229V209L227 208L228 210H231V212H229V211L226 209V210H227V211H226V216H227V212L229 213L228 216L230 215V213L233 212V213L231 214L230 217H233V216L235 215L234 212H235V213H238V212H237V211H238V208H237V206H235ZM238 207L240 208V206H238ZM128 208H129V207H128ZM132 208H131V210H132ZM149 208H150V207H149ZM154 208H151V209H154ZM174 208H175V206H174L172 209H174ZM199 208H201V207H199ZM199 208L197 209V211H195V212H196V215L199 214V213L197 214V212L199 211ZM216 208H218V207H215V208H214V211L217 210ZM241 208H243V210H245V211H244V212L242 211V215H241V213L239 212L238 214H236V215L233 217L234 220H236V221H237L238 219H236L235 217H237V218H238V217H240V218L242 217V218H243V217L245 216L244 213H246V212L248 211V209H249V207L247 208V210L244 209V207H241ZM241 208H240V209H241ZM255 208H256V207L253 208V206H252L251 209L253 210V209H255ZM88 209H89V210H88ZM109 209H110V208H109ZM140 209H141V208H140ZM140 209H139V210H140ZM163 209H164V208H163ZM167 209H169V208H167ZM172 209L170 210V212L172 211ZM203 209H204V208H203ZM205 209H204V210H205ZM210 209H212V208L210 207ZM210 209H209V210H210ZM223 209H224V208H223ZM233 209H234L235 211H234ZM90 210H91L92 212H91ZM93 210H94V211H93ZM111 210H112V209H111ZM131 210H130V211H131ZM136 210H138V208H136ZM142 210H143V209H142ZM145 210H146V208H145ZM145 210H144V211H145ZM154 210H155V209H154ZM154 210H152V213H153ZM164 210H165V209H164ZM200 210H201V209H200ZM98 211H99V212H98ZM105 211H106V210H105ZM148 211H149V210H148ZM156 211H158V210H156ZM159 211H160V209H159ZM184 211H186V212L188 213L189 210L187 211V210L184 209ZM190 211H191V210H190ZM212 211H213V210H212ZM218 211H219V209H218ZM221 211H222V210H221ZM239 211H240V210H239ZM256 211H257V208H256ZM108 212H109V211L107 210V213H108ZM112 212H113V211H112ZM112 212H111V213H112ZM114 212H115V211H114ZM132 212H133V211H132ZM132 212H131V213H132ZM136 212H137V211H136ZM138 212H139V211H138ZM150 212H151V211H150ZM165 212H166V211H165ZM165 212L162 213V214H163V218H164V214L166 215ZM170 212H169V213H170ZM193 212L191 213V215L193 214ZM206 212H207V211H206ZM252 212H255V211H254V210L251 211V212L248 211L247 213H248V215H249L250 213L252 214ZM81 213H82V212H81ZM90 213H91V214H90ZM107 213H104V214H107ZM115 213H116V212H115ZM115 213H114V214H115ZM129 213H130V212H128V214H129ZM144 213H145V212H144ZM187 213H186V214H187ZM203 213H204V212H203ZM208 213H209V211L207 212V214H208ZM220 213H221V212H220ZM222 213H223V212H222ZM222 213H221V214H222ZM247 213H246V215H247ZM82 214H83V213H82ZM95 214H96V215L98 214V215H99L98 217H100V218L97 219L96 216L94 217ZM117 214H118V212H117ZM119 214H120V213H119ZM119 214H118V215H119ZM136 214H137V213H136ZM154 214H156V213L154 212ZM154 214H153L152 216H154ZM170 214H171V213H170ZM173 214H172V215H173ZM200 214H201V213H200ZM209 214H210V215H209ZM209 214H208L207 216H210V219H211V218H212V219L215 218V216H211V214L214 215V212H213V213L210 212ZM215 214H217V213H215ZM218 214H219V213H218ZM223 214L225 215V213H223ZM251 214H250V215H251ZM84 215H85V213H84ZM89 215H90V216H89ZM121 215H122V213L120 214V216H121ZM124 215H125V217H126V214H124ZM124 215H123V216H124ZM138 215H139V213H138ZM141 215H142V214H141ZM145 215L148 216V214H145ZM145 215H144V216H145ZM156 215L160 217V214L157 213ZM196 215L194 214L195 217H196ZM232 215H233V216H232ZM239 215H241V216H239ZM248 215L246 216V218H248ZM253 215H254V214H253ZM258 215H259V214H258ZM149 216H150V214H149ZM186 216H187V215H186ZM194 216H192V218H193ZM200 216H201V215H200ZM204 216H205V215H204ZM221 216H222V215H221ZM221 216H220V214H219V216L216 217L217 220H218V218L220 217L219 220L224 222V221L227 219V217H228V216H227V217L222 216V217H225V218H226V219L224 218V220H223ZM102 217H103V216H102ZM107 217H108V218H107ZM127 217H128V216H127ZM131 217H132V216H131ZM131 217H130V218H131ZM140 217L143 218V216H140ZM150 217H151V216H150ZM166 217H167V215H166ZM166 217L164 218L165 220H166ZM195 217H194L192 220L198 218V217H196V218H195ZM201 217H202V216H201ZM230 217H228V218L231 219V223H232V218H230ZM252 217H253V216H252ZM252 217H251V218H252ZM254 217L256 218L257 216H254ZM92 218H93L94 220H92ZM148 218H149V217H148ZM152 218H153V217H152ZM160 218H161V217H160ZM163 218H162V219H163ZM171 218H173V217H171ZM171 218H170V219H171ZM184 218H185V217H184ZM186 218H187V217H186ZM189 218L191 219V217H189ZM208 218H209V217H208ZM216 218H215V219H216ZM242 218H241V219H242ZM244 218H245V217H244ZM246 218H245V220H246ZM101 219H102V220H101ZM106 219H107L108 221H106ZM137 219H138V218H137ZM137 219H136V220H137ZM146 219H147V218H146ZM146 219H145V220H146ZM173 219L175 220V218H173ZM190 219H189V220H190ZM210 219H209V221H210ZM229 219H227V220H229ZM249 219H250V218H249ZM253 219H254V218H253ZM97 220H98V221H97ZM131 220H132V218H131ZM147 220H148V219H147ZM147 220H146V221H147ZM149 220H150V219H149ZM158 220H160V219H158ZM165 220H164V221H165ZM174 220H171V221L173 222ZM189 220H188V221H189ZM198 220H199V219H198ZM198 220L196 219L195 221H198ZM207 220H208V219H207ZM217 220H213L214 222H212V220H211V224H210V222H209V223H208V227H209V224L212 225V223H215ZM227 220L225 221V223L227 222ZM234 220H233V221H234ZM247 220H248V219H247ZM257 220H258V219H257ZM257 220H256V221H257ZM92 221H93V222H92ZM103 221H104V224L107 222V224H106L107 226L104 225L103 223L101 224V222H103ZM105 221H106V222H105ZM116 221H117V220H116ZM139 221H140V220H139ZM146 221H144V222H146ZM154 221H157V220H155V216H154ZM195 221H192V223H193V224L197 223V222H195ZM229 221H230V220H229ZM236 221H234V222H236ZM250 221H252V219H251ZM256 221H255V223H256ZM133 222H134V221H133ZM133 222H132V223H133ZM137 222H138V221H137ZM137 222H136V223H137ZM140 222H141V221H140ZM142 222H143V220H142ZM142 222H141V223H142ZM149 222H150V221H149ZM160 222H163V220L160 221ZM160 222L158 221L157 223L159 224ZM166 222H167V221H166ZM166 222H165V223H166ZM194 222H195V223H194ZM198 222L201 223V220L198 221ZM204 222H206V221H204ZM204 222H202V224H203ZM207 222H208V221H207ZM217 222H218V221H217ZM244 222H245V221H244ZM244 222H242V220H241V223H243V225L245 224V226H246L248 223H246V222L244 223ZM87 223H86V224H87ZM92 223H93V224H92ZM136 223H135V224H136ZM151 223H152V222H151ZM151 223H148V225H151ZM190 223H191V222H190ZM220 223H221V222H220ZM220 223L218 222L217 225L220 224ZM228 223H229V222H228ZM239 223H240V220H239ZM241 223H240V227H241V226L243 227V225H241ZM252 223H253V222H252ZM7 224H8V223H7ZM7 224H6V225H7ZM9 224H10V223H9ZM91 224H92V225H91ZM144 224H145V223H144ZM155 224H156V223L154 222L153 226H155ZM237 224H238V222H237ZM250 224H251V223H249V225H250ZM258 224H259V223H258ZM10 225H11V224H10ZM10 225H8V226H10ZM146 225H147V224H146ZM159 225H160V224H159ZM161 225H163V224L161 223ZM161 225H160V226H161ZM191 225H192V224H191ZM191 225L187 224V227L190 226V228H192L193 225H192V226H191ZM195 225H196V224H195ZM198 225H201V224H198ZM205 225H206V224H205ZM213 225H214V224H213ZM232 225H233V223H232V224L229 223V226H232ZM234 225L236 226V223H234ZM234 225H233L232 227H234ZM252 225H254V223H253ZM8 226H6V227H8ZM11 226H12V225H11ZM93 226H92V228H93ZM97 226H98V225H97ZM97 226H96V227H97ZM104 226H106V227H104ZM118 226H119V225H118ZM138 226H140V225H139V224H136L135 228H138ZM143 226H144V225H143ZM157 226H158V225H157ZM165 226H166V225H165ZM165 226H164V228H165ZM201 226H202V228H203V225H201ZM214 226H215V225H214ZM254 226H255V225H254ZM254 226H253V227H254ZM256 226H257V225H256ZM12 227H13V226H12ZM12 227H11V228H12ZM101 227H99V228H101ZM121 227H123V226H121ZM132 227H133V226H132ZM146 227H147V226H146ZM150 227H151L152 230L154 229L152 226H148V227L146 228V229H147L146 231H148ZM155 227H156V226H155ZM158 227H159V226H158ZM162 227H163V226H162ZM193 227H194V226H193ZM196 227H197V225H196ZM211 227H212V226H211ZM211 227H210L209 229H212ZM217 227H218V226H217ZM247 227H249V229L252 228L251 226H247ZM9 228H10V227H9ZM115 228H117V227L115 226ZM128 228H129V227H128ZM135 228H133V229H135ZM229 228H231V227H229ZM237 228H238V227H237ZM237 228H236V229H237ZM256 228H257V227H256ZM90 229H89V230H90ZM93 229H94V228H93ZM104 229H103V230H104ZM113 229H114V228H113ZM113 229H112V227H111V231H110V232H113V231H114L113 233L115 234V230H113ZM118 229H119V228H118ZM123 229H124V231H126V230H125V227L122 228V231H123ZM140 229H141V230L144 229V228L142 229V225L140 226ZM140 229H139V228H138V229H135V230H137L136 233L142 234V231H141ZM151 229H150L149 231H151ZM160 229H161V228H160ZM162 229H163V228H162ZM162 229H161V230H162ZM192 229H193V228H192ZM198 229H199V228H198ZM198 229H197V230H198ZM233 229H234V228H233ZM236 229H235V230H236ZM241 229H242V228H239V230H241ZM243 229H244V228H243ZM249 229H248V230H249ZM254 229H255V227H254ZM9 230H10V229H9ZM11 230H12V229H11ZM11 230H10V231H11ZM91 230H92V229H91ZM97 230H98V229H97ZM116 230H117V229H116ZM119 230H121V229H119ZM156 230H157V228H156ZM156 230H154V231L152 232L153 235L155 234L156 239H157V240H160V241L163 243L164 246H165V245H166V246L168 245L167 247H170V248H171V249L168 248L169 250H174V251H176V249H173V247L170 246V245H172V243H171L170 245L167 244V242H168L167 240H165L166 243L163 242L164 240H163L161 237H162V236H165V235H162V236L160 237V235L162 234V233H161L160 235L158 234V235H159V236H158V235L156 234ZM188 230H190V229H188ZM193 230H194V229H193ZM206 230H208V229H206ZM212 230H214V228H213ZM239 230H238V231H239ZM10 231H8V232H10ZM12 231H13V230H12ZM99 231H100V230H99ZM129 231H130V230H129ZM146 231H144V232H146ZM149 231H148V233L151 234V232H149ZM230 231H231V230H230ZM233 231H234V230H233ZM8 232H7V233H8ZM13 232H14V231H13ZM96 232H98V231H96ZM101 232H102V229H101ZM107 232H108V230H107ZM107 232H106V233H107ZM110 232H108V233H110ZM131 232H135V231L132 230ZM154 232H155V233H154ZM157 232H158V231H157ZM162 232H163V231H162ZM202 232H203V231H202ZM210 232L212 233V232H215V231H211V230H210L209 233H210ZM98 233H99V232H98ZM98 233H97V234H98ZM113 233H112V234H113ZM136 233H133V234L137 235ZM148 233H147V234H148ZM209 233H208V234H209ZM211 233H210V234H211ZM231 233H232V231H231ZM239 233H240V232H239ZM103 234H104V233H103ZM112 234H111V235H112ZM133 234H132V236H133ZM150 234H148V238L151 236ZM210 234L207 235V233H206L207 236L204 237V238H207L208 236H209V237H212L213 235L210 236ZM212 234H214V233H212ZM237 234H238V233H237ZM237 234H236V235H237ZM149 235H150V236H149ZM236 235H235V237H236ZM100 236H101V235H100ZM104 236H105V235H104ZM108 236H109V235H108ZM115 236H116V235H115ZM132 236H131V239H132L133 237H135V236H133V237H132ZM140 236H141V235H140ZM143 236H144V234H143ZM146 236H147V235H146ZM155 236H154V238H155ZM157 236H158V237H157ZM214 236H215V235H214ZM214 236H213V237H214ZM238 236H239V234H238ZM254 236L256 237V234H254ZM8 237H9V234H8ZM102 237H103V236H102ZM111 237H112V236H111ZM116 237H117V238H116ZM116 237H114V238H115V239H119V238H120L119 236H116ZM168 237H169V236H168ZM189 237H190L191 239H193V236H189ZM217 237H218V236H217ZM217 237H216V238L214 237V240H213L214 242H213V241H211V242L215 244V241L217 242ZM219 237H220V240H221V237H222V236L220 235ZM219 237H218V239H219ZM241 237H242V236H241ZM255 237H254V238H255ZM135 238H136V237H135ZM138 238H141V237H138ZM148 238L146 239L147 241H148ZM150 238H151V237H150ZM150 238H149V239H150ZM158 238H159V239H158ZM172 238H173V237H172ZM204 238H203L202 240H204ZM236 238H237V237H236ZM236 238H235V239H236ZM133 239H134V238H133ZM133 239H132V240H133ZM144 239H145V238H144ZM144 239H143V240H144ZM161 239H162V240H161ZM182 239H183V238H182ZM182 239H181V240H182ZM197 239H198V238H197ZM207 239H208V238H207ZM207 239H206V241H207ZM230 239H232V241L234 240V238H230V237H229V239H228V243L226 242L227 238H226V240H221V241H224V242H222V243H223V244L225 243L226 246H228L229 244H230V246H231V243H232V244H233V243H236L235 240H234V242H232ZM237 239H238V238H237ZM241 239H242V238H240V239H238V240H240V242H242ZM119 240H120V239H119ZM128 240L130 241V239H128ZM128 240H127V241H128ZM132 240H131V241H132ZM138 240H139V239H138ZM138 240H137V242H138ZM194 240H195V238H194ZM238 240H237V241H238ZM243 240H244V238H243ZM246 240H248V237H247V239H245V245H246V244L248 245L249 242L247 241V243H246ZM127 241H126V240H125V241L123 240V243H124V242H127ZM140 241H141V240H140ZM140 241H139V242H140ZM147 241H146V244H148ZM172 241H173V240H172ZM176 241H178V240H176ZM206 241H204V243H205ZM208 241H210V240L208 239ZM142 242H143V241H142ZM144 242H145V241H144ZM148 242H149V241H148ZM152 242H153V241H152ZM152 242H150L151 245H152ZM156 242H157V241H156ZM174 242H175V241H174ZM174 242H173V243H174ZM193 242H194V241H193ZM197 242H198V240L196 241V243H197ZM218 242H219L218 245H220L221 242H220V241H218ZM230 242H231V243H230ZM120 243H121V241H120ZM123 243H122V244H123ZM133 243L135 244V242H133ZM140 243H141V242H140ZM140 243H139V244H140ZM154 243H155V241H154ZM157 243H158V242H157ZM162 243H161V244H162ZM177 243H178V242H177ZM189 243H190V242H189ZM198 243H199V242H198ZM202 243H203V241H202ZM204 243H203V245H204ZM212 243H211V244H212ZM222 243H221V244H222ZM237 243H238V242H237ZM125 244H126V243H125ZM127 244H129V243L127 242ZM137 244H138V243H137ZM142 244H143V243H141L139 247H141V246L144 245V244H143V245H142ZM174 244H175V243H174ZM208 244H209V242H208ZM211 244H210V246H211ZM214 244H212V245H214ZM223 244H222V247L225 248V247H224L225 245L223 246ZM227 244H228V245H227ZM239 244H240V243H239ZM239 244H236V248L240 247ZM249 244H250V243H249ZM129 245H130V244H129ZM129 245H128V247H129ZM155 245H156V244H155ZM159 245H160V244H159ZM177 245L179 246L180 244H177ZM177 245H176V246H177ZM192 245H195V243L192 244ZM196 245H197V244H196ZM200 245H201V243L199 244V248H200ZM206 245H207V242H206L205 246H206ZM216 245H217V244H216ZM216 245H215V246H216ZM218 245H217V246H218ZM234 245H235V244H234ZM115 246H116V245H115ZM115 246L112 245L111 247H113V248L111 249V247H110V248L108 249V251H106V249H104V250L101 249L100 251L95 252V250L92 249L94 252H93L92 250H90V251L93 252V254H90L91 252H89V250H88L89 253H87V251H86V252L83 251V253H85V255H84L85 258L83 259L84 263H85V264H88V262H89V264H90V263H91V264H110V263H111V264H120V263H121V264H122V263H123V264H128V263H129V264H130V263H131V264H134V263H132V262H133L132 260H128V259H126V258L129 256V254H128V253H129L128 249H127V251H126V249H125V250L123 249V250H124V253L127 252V254H128V256L126 257L127 254H124V253L122 252V250L119 251V248H121L120 246H123V245H121V244H120V245H117V246H119V247L116 246V247H117V249H115V251H117V255H116L115 253H113V252H114V248H115ZM126 246H127V245H126ZM134 246H135V245H134ZM136 246H137V245H136ZM147 246H148V245L143 246V247H144V252H147L146 254L144 253V254H145V255H144L145 257H146V256L148 257V255H149V253H150V250H149V252H148V251H145V248H146ZM172 246H173V245H172ZM174 246H175V245H174ZM201 246H202V245H201ZM242 246H243V245H242ZM250 246H251V245H250ZM123 247L126 248L125 245H124ZM132 247H133V246H132ZM139 247L137 248V251H139V250H138V249H140ZM143 247H142L141 249H143ZM157 247H158V248H157ZM157 247H155L156 250H157V249H158V250H161L163 246L160 245L161 249H159V246H158V245H157ZM208 247H209V246H208ZM208 247H207V248L205 247V248H206V249H210L212 246H211L210 248H208ZM213 247H214V246H213ZM228 247H229V246H228ZM245 247H249V246H245ZM102 248H104V247H102ZM130 248H131V245H130V247H129V250H130ZM147 248H149V247H147ZM150 248H151V247H150ZM174 248H175V247H174ZM192 248H193V246H192ZM196 248H197V247H196ZM201 248H202V247H201ZM201 248H200V249H201ZM219 248L221 249V251L223 250L222 252H219L220 254H221V253L224 254L226 251L228 252L227 248H225L226 251H225L223 248H221V246H220ZM110 249H111V251H110ZM121 249H122V248H121ZM151 249H152V248H151ZM163 249H164V248H163ZM211 249H212V248H211ZM220 249H218V250H220ZM14 250H15V249H14ZM21 250H22V249H21ZM21 250H20V251H21ZM44 250H45V249H44ZM49 250H50V249H49ZM57 250H59V249H57ZM74 250H75V249H74ZM77 250H78V249H77ZM132 250H133V248H132ZM134 250H135V249H134ZM154 250H155V249H153V251H154ZM158 250H157V251H158ZM164 250H165V249H164ZM169 250H168V253H169ZM9 251H11V250H9ZM25 251H26V250H25ZM29 251H30V250H29ZM36 251H37V250H36ZM36 251H35V252H36ZM39 251H42V250H39ZM45 251H46V250H45ZM47 251H48V250H47ZM71 251L73 252V250H71ZM75 251H76V250H75ZM80 251H81V250H80ZM80 251L78 250L79 253H81ZM101 251H102V252L104 251V252H103V255H106L105 258H104L103 255H101V254H102V253H100ZM105 251H106L107 253H106ZM112 251H113V252H112ZM118 251L120 252V255H121V254H124L125 256H124V255H121V256H120ZM153 251H151V255H152V253L154 254ZM203 251H204V250H203ZM208 251H210V250H208ZM211 251H212V250H211ZM216 251H217V250H216ZM15 252H17V251H15ZM35 252H34V253H35ZM48 252H50V251H48ZM48 252H47V253H48ZM59 252H62V253H63V251H60V250L58 251V254L60 255V257L62 256L61 259H63V256H64L63 254H64V253H63V254H60ZM67 252H68V251H67ZM78 252H77V254H78ZM121 252H122V253H121ZM133 252H134V251H133ZM139 252H143V251H139ZM159 252H160V251H159ZM161 252H162V250H161ZM164 252H165V251H164ZM164 252H162V253H164ZM206 252H207V251H206ZM212 252H213V251H212ZM227 252H226V253H227ZM6 253L8 254V252H6ZM18 253H19V252H18ZM29 253H33V252H29ZM29 253H28V255H29ZM39 253H40V252H39ZM42 253H43V252H42ZM50 253H51V252H50ZM52 253H53V252H52ZM65 253H66V252H65ZM69 253H70V251H69ZM75 253H76V252H75ZM94 253H95V254H94ZM97 253H98V254L100 253V254L98 255ZM104 253H105V254H104ZM110 253H111V254H110ZM131 253H132V252H131ZM162 253H160V255H159V253L157 252V254L160 256L161 259H162ZM168 253L166 254V252H165L164 254H166V256H169ZM175 253L178 254V252H175ZM7 254H6V258L8 257ZM13 254H14V252H13ZM19 254H20V253H19ZM22 254H23V253H22ZM25 254H26V253L24 252V255H25ZM35 254H36V253H35ZM35 254H34V255H35ZM37 254H38V253H37ZM73 254H74V253H73ZM73 254H72V255H73ZM107 254H108V255H107ZM112 254H113V256H112ZM114 254H115V255H114ZM147 254H148V255H147ZM155 254H156V253H155ZM155 254H154V255H155ZM177 254H176V255H177ZM198 254H199V253H198ZM203 254H204V253H203ZM208 254H210V252H208ZM217 254H218V253H217ZM223 254H221V255H223ZM227 254H228V253H227ZM16 255H17V254H16ZM24 255H23V256H24ZM26 255H27V254H26ZM34 255H33V256H34ZM44 255H45V254H44ZM49 255H50V254H49ZM51 255H52V254H51ZM53 255H54V254H53ZM59 255H58V256H59ZM67 255H68V254H67ZM78 255H79V254H78ZM92 255H93V256H92ZM133 255H134V254H133ZM154 255H153V256H154ZM172 255H174V254H173V252L171 253V251H170V259H171V260L169 259L168 261H173L172 259H174V258L176 257V255H175V256H173V258H172V257H171ZM179 255H180V254L177 255L178 258H179V257L181 258V256H179ZM199 255H200V254H199ZM221 255H218L216 258L221 257ZM10 256H12V258L14 257L13 255H11V253H10ZM21 256H22V255H21ZM29 256H30V255H29ZM40 256L42 257L43 255L40 254ZM79 256H80V255H79ZM81 256H82V254H81ZM86 256H87V259H88V260H89V259H91V260L86 261V260H87V259H86ZM88 256H89V258H88ZM115 256H116V257H115ZM122 256L125 257V258H123ZM153 256L151 257V256L149 255V257H151V258H147V259H149V260L152 259V260H153V258H154V259H155V258H158L157 255H156V257H153ZM166 256H165V257H166ZM197 256H198V255H197ZM200 256H201V255H200ZM225 256H226V255H225ZM225 256H224V257H225ZM15 257H16V256H15ZM18 257H19V256H18ZM37 257H39V254L36 256V258H35V256L33 257V261H36L35 259H37ZM41 257H40V259H41ZM45 257H46V256H45ZM47 257H48V256H47ZM51 257H52V256H51ZM60 257H58V258H60ZM66 257H67V259H70V260H71V258H70V255L64 257V258H65V261H64L65 264H68L70 260L66 261V260H67ZM68 257H69V258H68ZM71 257H72V256H71ZM76 257H77V255H76ZM91 257H92V258H91ZM119 257H120V258H119ZM130 257H131V256H130ZM130 257H129V259H130ZM133 257H134V256H133ZM145 257H144V259H145L147 262H146V261H144V262H145V264H146V263L148 264V260H147ZM6 258H5V260H6ZM8 258L11 259V257H8ZM23 258H24V257H23ZM26 258H27V256H26ZM34 258H35V259H34ZM49 258H50V256H49ZM79 258H81V257H79ZM82 258H83V257H82ZM101 258H102V259H101ZM103 258H104V259H103ZM110 258H111V259H110ZM121 258H122V260H121ZM160 258H159V260H156V261H159V264L162 262V261L160 260ZM166 258H167V257H166ZM168 258H169V257H168ZM180 258H179L178 261H180V260L183 259V257H182V259H180ZM196 258H197V257H196ZM229 258H230V257H228L227 259H229ZM28 259H29V258H28ZM38 259H39V258H38ZM44 259H45V258H44ZM56 259H57V254L55 255L54 261H55ZM74 259H75V262L77 261V263L73 262ZM74 259L70 261V264H73V263H74V264H78L80 261H81V263H82V260H79L78 258H77V259L74 258ZM94 259L96 260V263H95V260H94ZM113 259H114V260H113ZM175 259H176V258H175ZM220 259H221V258H220ZM2 260H3V259H2ZM13 260H15V259H13ZM24 260H25V259H24ZM50 260H52V258H51ZM50 260H49V261H50ZM78 260H79V261H78ZM92 260H93V261H92ZM110 260H111V261H110ZM116 260H117L118 263L115 262ZM126 260H128L129 262L126 261ZM133 260H134V259H133ZM152 260H150L149 262L151 263ZM176 260H177V259H176ZM183 260H185V259H183ZM218 260H219V258H218ZM218 260H217V261H218ZM3 261H4V260H3ZM6 261H7V260H6ZM10 261H11V260H10ZM10 261H9V262H10ZM15 261H19V260H17V258H16ZM15 261H14V263L16 264ZM25 261H26V260H25ZM25 261H24V262H25ZM27 261H28V260H27ZM31 261H32V260H31ZM41 261H42V260H41ZM45 261L47 262V260H45ZM49 261H48V262H49ZM57 261H59V260L57 259ZM60 261H61V262H60ZM60 261H59L60 263H64L62 260H60ZM85 261H86V262H85ZM105 261H106V262H105ZM109 261H110V262H109ZM122 261H123V262H122ZM125 261H126V263H125ZM130 261H132V262H130ZM156 261H154V262H156ZM178 261H177V263H178ZM229 261H231V260H229ZM0 262H2V261L0 260ZM9 262H8V263H9ZM46 262H45V263H46ZM51 262H52V261H51ZM51 262H49L48 264H50ZM59 262H58V263H59ZM67 262H68V263H67ZM72 262H73V263H72ZM119 262H120V263H119ZM180 262L183 263V261H180ZM12 263H13V262H12ZM26 263H27V262H26ZM29 263H30V262H29ZM36 263H39V261H36ZM41 263H42V262H41ZM52 263H53V262H52ZM81 263H80V264H81ZM84 263H82V264H84ZM150 263H149V264H150ZM157 263H158V262H157ZM170 263L172 264L173 262H170ZM170 263L168 262V264H170ZM174 263H175V260H174ZM174 263H173V264H174ZM184 263L186 264V262H184ZM184 263H183V264H184ZM219 263H220V264H223V263H225V262H224V260H223V261L221 260V261H219ZM2 264H4V262H2ZM5 264H7V262H6ZM10 264H11V263H10ZM21 264H23V263H21ZM39 264H40V263H39ZM43 264H44V263H43ZM53 264H54V263H53ZM56 264H57V263H56ZM152 264H153V261H152ZM180 264H181V263H180Z\"/></svg>",
  "mask_w": 264,
  "mask_h": 264
}]
</instances>
